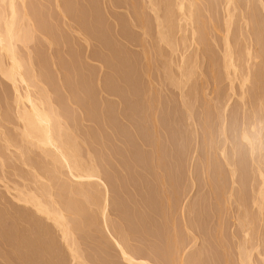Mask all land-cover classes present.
<instances>
[{
    "label": "rangeland",
    "instance_id": "obj_1",
    "mask_svg": "<svg viewBox=\"0 0 264 264\" xmlns=\"http://www.w3.org/2000/svg\"><path fill=\"white\" fill-rule=\"evenodd\" d=\"M16 1V0H15ZM20 0H17L15 3L17 10L21 13L23 12L22 8H25L24 10L27 9V12L30 16V18L32 19V26H34L35 29V36L36 38L32 39L34 41H30L29 44L25 45L27 48H24L22 45L18 44L17 46L20 47L21 49H19L20 53L23 54V56L26 57V55H32V61L35 67V72L37 74V71L39 73V77L41 79V83L43 84H48V85H44L46 86V88L48 89V91H50V93L52 94V98L53 101L56 105V107H60V109L62 110L61 112H63L62 114L64 115V120L65 118H67V120H65V124L67 123L68 126L72 127L74 126V130H76L75 132L78 134L76 135L77 137L79 136V138L81 139L79 142L81 143L80 146V155L83 156V158H92V156H94L92 159H94V161L96 162L97 165V169L98 173L101 177V182L105 183L108 187V191H110L108 193L109 196V208H108V218H107V222H108V228L106 226L105 220L102 219L101 217V211L96 208V211L94 208H92L90 211L84 207L83 210H85L84 214H82V217H78L80 219H82L81 224L78 225V223H80V220L77 218V221L75 219L74 215H71L70 213L67 215L69 216V219L71 220V222L73 223L72 227L74 228V232H75V239L77 241V247H78V252L79 254L82 256V258L84 260H86L85 262H87L86 264H128L125 260H122L121 257V252H119V248L118 246L115 247L116 245L114 244L115 241H113V243H111V233L117 237H121L120 239L123 238V242L124 244H128L126 245V249L132 253L137 259H146L147 261H149L151 264H180L179 262L184 261L185 263L187 262L188 264H211V262H213L212 264H222L221 262H223V264H239L240 259L241 261H246L248 262V264H264V261L262 260L263 258V254H264V249L262 250V248H264V213L260 214L258 208L255 209V206L251 205L256 192L254 191L257 187V182L258 179L255 178V174H254V178H253V174L252 171L254 172V169L252 167V165L250 164L251 162H249V158L248 157V153L249 151H247L246 147H242V145L240 146L239 143V139H240V132L239 130H241L242 126L244 125L243 123H247V121L249 120L250 116H251V109L249 104L247 103V107L244 106V104L241 102L239 95H240V88H236L239 85H235V95L232 94V91L230 89H228V85L227 82L223 81V79L220 77L222 75H220L221 73V63H222V55H223V33H224V14L225 11L221 9V7L218 5V7H215L216 9L213 10V17L217 22L218 26V32H210V38L207 36L206 41H208L207 43H210L209 45L205 42V40L203 42L204 46L207 45L206 47H199V49L196 48L195 45H192L190 47V43L189 42L190 39V32H188L187 34V39L188 42L186 40V42H181L185 45L181 46L179 44L177 51L179 52H175L172 53H167L169 52V50L171 49H167L170 48L167 44L164 45L161 41H160V37H159V31L161 33V28L159 29L160 25L159 23L160 20H158V18H162V22L163 19L166 18V15L168 10H162V8L164 9L166 3H167V7L168 5V0H166L165 2L162 0H150V2L148 3L149 0H34L35 3H33V0H24L22 2L23 5H21V2H19ZM28 1V2H27ZM46 1V2H45ZM61 1V2H59ZM67 1V2H65ZM93 1V2H92ZM107 1V2H106ZM120 1V2H119ZM153 1V3H151ZM24 2V3H23ZM49 2V5H48ZM51 2V3H50ZM54 2V3H53ZM100 2V3H99ZM104 4H103V3ZM113 2V3H111ZM143 2V4H141ZM39 3V4H38ZM41 3V4H40ZM45 3V4H44ZM76 3V4H75ZM82 3V4H81ZM87 3V4H86ZM125 3V4H124ZM131 3V4H130ZM138 3V4H137ZM145 3V4H144ZM148 3V5H147ZM158 3V4H157ZM165 3V4H164ZM242 6L244 4V1L241 2ZM52 4V5H51ZM57 4V5H55ZM64 4V6H63ZM96 4V5H95ZM119 4V5H118ZM124 4V5H123ZM134 4V5H133ZM171 4V3H170ZM20 5V6H19ZM32 5V6H31ZM37 5V6H36ZM41 5V6H39ZM55 5V6H54ZM99 5V6H98ZM102 5V6H101ZM127 5V6H126ZM133 5V6H131ZM138 5V6H137ZM151 5V6H150ZM156 5V6H155ZM160 5V7H158ZM245 5V4H244ZM254 5L255 8H252V11L248 8L252 13H255L258 21H256L255 23H258L259 30H257V26L253 24V26L256 28L257 31H261L263 32L264 35V11H263V7H260L258 4L256 6V4H251ZM35 8H34V7ZM39 6V7H38ZM46 6V7H45ZM68 6V7H67ZM81 6V7H80ZM94 6V7H93ZM122 6V7H121ZM131 6V7H130ZM136 6V7H135ZM140 6V7H139ZM147 6V7H146ZM253 6V7H254ZM58 7V8H56ZM75 7V8H74ZM105 7V8H104ZM111 7V8H110ZM125 7V8H124ZM135 7V8H133ZM142 7V8H141ZM145 7V8H144ZM151 7V8H150ZM157 7V8H155ZM245 7V6H244ZM41 8V9H40ZM53 8V9H52ZM57 10H56V9ZM61 8V9H60ZM77 8V9H76ZM120 8V10L118 9ZM154 8V9H153ZM22 9V10H19ZM46 9V10H45ZM80 9V10H78ZM83 9V10H82ZM115 9V10H114ZM123 9V10H122ZM125 9V10H124ZM135 9V10H134ZM142 11H141V10ZM153 9V10H152ZM157 9V10H155ZM219 9V10H218ZM255 9V12H254ZM29 10V11H28ZM37 13H36V11ZM40 10V11H39ZM42 10V11H41ZM51 10V11H50ZM77 10V11H76ZM92 10V11H91ZM107 10V11H106ZM118 10V11H117ZM131 10V11H130ZM133 10V11H132ZM150 10H152L150 12ZM243 10V9H241ZM241 10H237L235 12L236 17H235V21L232 25L231 28V32H230V39L232 42H236V45L240 49H245V47H248L249 45H253L255 44V37L252 36L253 30H250L246 25H245V21H244V16H241V14L243 13V11ZM262 10V11H261ZM34 11V12H33ZM53 11V12H52ZM60 11V12H58ZM65 13V14H63ZM65 11V12H64ZM75 11V12H74ZM104 11V12H103ZM112 11V12H111ZM117 11V12H114ZM127 11V13L125 12ZM144 11V12H143ZM162 11V12H161ZM164 11V13H163ZM240 11L242 13H240ZM30 12V13H29ZM44 12V13H43ZM48 12H50L48 14ZM73 12V13H71ZM80 12V13H79ZM92 15H91V13ZM99 12V13H98ZM108 14H107V13ZM111 12V13H110ZM119 12V13H118ZM134 12V13H133ZM148 12V13H147ZM155 12V14H154ZM158 12V13H156ZM160 12V13H159ZM220 12V13H219ZM223 12V14H222ZM42 13V14H40ZM52 13V14H51ZM60 13V14H59ZM77 13V14H76ZM106 13V14H105ZM113 13V14H112ZM126 13V15H125ZM132 13V14H131ZM142 15H141V14ZM33 14V15H32ZM36 14V15H35ZM38 14V16H37ZM94 14V15H93ZM104 14V15H103ZM128 14V15H127ZM135 16H134V15ZM155 16H153V15ZM157 14V16H156ZM166 14V15H165ZM222 14V15H221ZM258 14V15H257ZM41 15V16H40ZM49 15V16H48ZM52 17H51V16ZM62 15V16H61ZM74 15V16H73ZM84 15V17H83ZM91 15V16H89ZM99 17H96V16ZM150 15V16H149ZM46 16V17H45ZM64 16V19L62 18ZM79 16V17H78ZM81 16V17H80ZM104 16V17H103ZM110 18H109V17ZM112 16V17H111ZM119 16V17H118ZM126 16L128 18H126ZM139 18H138V17ZM147 16V17H146ZM165 16V18H164ZM34 17V19H33ZM36 17V18H35ZM43 17V18H42ZM48 17V18H47ZM50 17V18H49ZM67 17H69L70 19H68ZM88 17V18H87ZM158 17V18H157ZM254 17V14H253ZM54 20H53V19ZM66 18V19H65ZM96 18V19H94ZM112 18V19H111ZM122 18V19H120ZM138 18V20H137ZM147 18V19H146ZM255 18V17H254ZM38 19V20H37ZM46 19V20H45ZM51 19V20H50ZM111 19V21H110ZM125 19V20H124ZM141 19V20H140ZM34 20V22H33ZM41 20V21H40ZM43 20V21H42ZM54 22H53V21ZM62 20V21H61ZM65 20L67 22H65ZM71 20V21H70ZM76 20V21H75ZM89 20V21H88ZM98 20V21H97ZM110 22H109V21ZM119 20V21H117ZM130 20H133L132 23ZM155 20V21H154ZM158 20V21H157ZM214 20V22H215ZM221 20V21H220ZM241 22H240V21ZM39 21V22H38ZM70 21V22H69ZM136 21V22H135ZM157 21V22H156ZM244 21V22H243ZM41 22V23H40ZM47 22V24H46ZM63 22V24H62ZM72 22H74L72 24ZM78 22V23H77ZM87 22V23H86ZM90 22V23H89ZM98 22V23H95ZM102 22V23H101ZM113 22V23H112ZM116 22V23H114ZM119 22V23H118ZM126 22V23H124ZM138 22V23H137ZM215 22V23H216ZM221 22V23H220ZM39 23V24H38ZM55 23L56 25L54 26ZM58 23V24H57ZM82 25V27L80 26V24ZM89 23V24H88ZM123 23V24H122ZM130 23L135 26L133 27L132 25H130ZM134 23V24H133ZM146 23V24H145ZM156 23V24H155ZM240 23V25H239ZM31 24V23H30ZM52 24V25H51ZM69 24V25H68ZM72 24V25H70ZM98 24V25H97ZM109 26H108V25ZM112 24V25H111ZM129 24V25H128ZM149 24V25H148ZM243 24V25H242ZM260 24V25H259ZM44 27H43V26ZM66 25V26H65ZM92 25V26H91ZM105 27H104V26ZM116 25V26H115ZM122 25V27H121ZM139 25V26H137ZM155 25H157L158 27H155ZM224 25V26H223ZM38 26V27H37ZM46 26V28H45ZM64 26V27H63ZM70 28H69V27ZM76 26V27H75ZM84 26V28H83ZM98 26V27H97ZM124 26V28H123ZM128 26V27H127ZM137 26V28H136ZM141 26V27H140ZM150 26V27H149ZM246 26V27H245ZM252 26V27H253ZM262 26V28H261ZM56 29H55V28ZM75 27V28H74ZM88 29V31L86 30V28ZM97 27V29H96ZM130 27V28H129ZM42 28V29H41ZM59 28V29H58ZM79 28V29H78ZM108 28V30H107ZM115 28V29H114ZM121 28V29H120ZM128 28V29H126ZM135 28V29H134ZM144 28V30H143ZM157 31H156V29ZM235 28V29H234ZM239 28V29H238ZM246 28V29H245ZM45 29V32H44ZM48 29H50L48 31ZM58 29V30H57ZM68 29V30H66ZM74 29V30H73ZM78 29V30H77ZM92 29V31H91ZM97 31H94V30ZM100 29V31H99ZM102 29V30H101ZM118 29V31H117ZM138 29V30H137ZM242 31H241V30ZM39 30V32H38ZM53 32H52V31ZM72 30V31H70ZM81 32H80V31ZM115 32H114V31ZM137 30V32H136ZM142 30V31H141ZM249 30V31H247ZM254 30V32L256 31ZM41 31L44 33H42L43 35H41ZM57 31V32H56ZM67 31V32H66ZM76 31V32H75ZM82 36L80 37L79 34ZM123 31V32H122ZM130 33H129V32ZM135 31V32H133ZM211 31V30H210ZM237 31V32H236ZM246 33H245V32ZM48 34H47V33ZM83 32V33H82ZM87 32V33H86ZM108 32V33H107ZM122 32V33H120ZM127 32V33H126ZM141 32V33H140ZM178 32V30H177ZM39 33V34H38ZM55 33V34H54ZM57 33V34H56ZM74 33V34H73ZM77 33V34H76ZM96 33V34H94ZM100 33V35H99ZM112 35H110V34ZM135 33V34H134ZM154 36L157 35V36ZM176 33V31L174 32ZM173 33V38H174V34ZM236 33V35L234 34ZM240 33V35H239ZM251 33V34H250ZM38 34V35H37ZM46 34V35H45ZM71 34V35H70ZM98 34V35H97ZM132 34V35H131ZM140 34V35H139ZM144 34V36H142ZM147 38H146V36ZM179 34V35H178ZM213 34V35H212ZM220 34V35H219ZM222 34V35H221ZM53 35V36H52ZM59 35V36H58ZM63 35V36H62ZM84 35V36H83ZM182 33H176L175 38L176 39H181L182 38ZM190 37H189V36ZM234 35V36H233ZM39 38H38V37ZM43 36V37H40ZM69 36V37H68ZM98 36V37H96ZM117 36V38H116ZM135 36V37H133ZM153 38H152V37ZM214 36V37H213ZM249 36H250V40H249ZM51 37L50 41H52V43L47 40H49V38ZM66 37V39H65ZM74 41H73V39ZM77 37V38H76ZM124 37V38H123ZM149 37V39H148ZM159 37V38H157ZM222 37V38H221ZM232 37V38H231ZM42 38H46L47 40H44ZM62 38V41H60ZM84 38V39H83ZM103 38V39H102ZM128 38V39H127ZM152 40H151V39ZM157 38V39H156ZM174 38V39H175ZM58 43H56V41ZM60 39V40H59ZM72 39V40H71ZM83 39V40H81ZM94 39V40H93ZM113 39V40H112ZM119 39V41H118ZM126 39L128 41H126ZM131 43H130V41ZM133 39V40H132ZM179 39V41H181ZM243 39V40H242ZM264 38L261 39L260 41V49L261 47L264 48ZM80 40V41H79ZM85 40V42H84ZM99 40H103V41H99ZM109 40V41H108ZM111 40V41H110ZM123 40V41H121ZM138 43H137V41ZM145 40V41H144ZM155 40H158L155 41ZM215 41L214 43L212 41ZM218 40V41H217ZM222 40V42H221ZM252 40V41H251ZM263 40V41H262ZM38 41V42H37ZM43 41V42H42ZM69 41V42H68ZM72 41V42H71ZM92 41V42H91ZM100 43H99V42ZM107 41V42H105ZM121 41V42H120ZM126 41V43H125ZM147 41V43H146ZM151 41V43L149 42ZM175 42H178V40H174ZM250 41V42H249ZM48 45H45L46 43ZM54 42V43H53ZM68 42V43H67ZM87 42V43H86ZM89 42V43H88ZM97 42V43H95ZM123 42V43H122ZM157 42V44H156ZM234 42V43H235ZM244 42V43H243ZM35 45H33V44ZM52 44L50 46V44ZM64 45H63V44ZM74 43V44H73ZM76 43V45H75ZM86 43V44H84ZM99 43V44H98ZM102 43V44H101ZM106 43V45H105ZM142 43V44H140ZM189 43V44H188ZM218 43V44H217ZM223 43V44H222ZM32 44V45H31ZM55 44V45H53ZM67 44V45H66ZM79 46H78V45ZM88 44V45H87ZM96 44V45H95ZM127 44V45H126ZM152 44V45H151ZM215 44V45H214ZM247 44V45H246ZM20 45V46H19ZM41 45V46H40ZM58 45V46H57ZM63 45V46H62ZM72 45V46H71ZM86 45V46H85ZM120 45V46H119ZM142 45V46H141ZM146 45V46H145ZM156 47H154V46ZM158 45V46H157ZM22 46V47H21ZM45 46V47H42ZM57 46V48H56ZM95 46V47H94ZM113 46V48H112ZM126 46V47H125ZM140 46V47H139ZM149 46V47H148ZM189 46V48H185ZM242 46L244 48H242ZM52 47V48H51ZM68 49H67V48ZM70 47V48H69ZM74 47V48H73ZM76 47V48H75ZM78 47V48H77ZM107 47V48H106ZM118 47H119V51H118ZM120 47H122L120 49ZM146 47V49H145ZM152 47V48H151ZM154 47V49H153ZM158 47V48H157ZM162 47V48H161ZM208 47V48H207ZM215 47V48H214ZM259 47V46H258ZM24 48V49H22ZM32 48V49H31ZM44 48V49H43ZM50 48V49H49ZM83 48V49H82ZM92 48V49H91ZM94 48V49H93ZM102 48V50H101ZM111 48V49H110ZM164 48L165 52H164ZM37 51H36V50ZM41 49V50H40ZM57 49V51H56ZM60 49V50H59ZM63 49V50H61ZM75 49V50H74ZM111 51H109V50ZM126 49V50H125ZM129 49V50H128ZM142 49V50H141ZM150 51H149V50ZM154 50V51H151ZM156 49V50H155ZM160 49V50H159ZM181 49V50H180ZM187 49V50H186ZM192 49V50H191ZM213 49V50H212ZM219 49V50H218ZM29 50V51H28ZM33 50V51H32ZM44 50V51H43ZM47 50V52H46ZM59 50V51H58ZM70 50V51H69ZM91 50V51H90ZM103 50H107L105 52H103ZM117 50V51H116ZM183 50V51H182ZM30 51H32V53H30ZM36 51V52H35ZM52 51V52H51ZM56 53H54V52ZM64 51V52H63ZM94 51V53H93ZM115 53H114V52ZM134 51V52H133ZM137 51V52H136ZM164 52V54L162 52ZM186 51V53H185ZM190 53H189V52ZM264 51V49H263ZM263 51H262V55H263ZM28 52V53H27ZM46 54H45V53ZM59 52V53H58ZM103 52V53H101ZM149 52V54H148ZM183 52V54L186 56L189 55V58L192 59L194 58L195 55L196 56V62L197 66H198V70H197L199 77L194 78L193 80L190 81V83H187L186 85H183L184 83H182V87H186V88H181L180 86L177 87L178 85L176 84L177 80H181V75H179L180 72H182L180 69L181 67H184V65L182 64V62L180 61L179 55H182L181 53ZM27 53V54H25ZM37 53V54H36ZM58 59L57 56L58 55ZM127 53V55H126ZM134 53V54H133ZM143 53V54H142ZM167 53L168 57L171 55V57H166L167 55H165ZM221 53V54H220ZM25 54V55H24ZM36 56H35V55ZM56 54V55H55ZM63 54V55H62ZM65 54V55H64ZM93 54V55H92ZM104 54V56H103ZM107 54V55H106ZM112 54H115V58L113 57ZM121 54V56H120ZM132 54V55H131ZM137 54V55H135ZM154 54V56H153ZM215 54V55H214ZM53 55V56H52ZM68 55V56H67ZM102 57H101V56ZM110 55V57L108 56ZM144 57H143V56ZM151 57H149V56ZM161 55V56H160ZM176 55V56H175ZM183 55V56H184ZM45 56V57H44ZM70 56V57H69ZM76 56V57H75ZM79 56V57H78ZM95 56V57H94ZM99 56V57H98ZM125 56V57H124ZM214 56V57H213ZM36 57V58H34ZM47 57V58H46ZM52 57V58H51ZM56 60H54L55 58ZM73 57V58H72ZM85 57V58H84ZM87 57H89V60L87 59ZM104 57V58H103ZM121 57V58H120ZM132 57V58H131ZM145 59H143V58ZM149 57V58H148ZM155 57V58H153ZM159 57V58H158ZM176 57V58H175ZM204 57V58H203ZM264 57V55H263ZM39 58V59H38ZM63 58V59H62ZM67 58V59H66ZM69 58V60H68ZM112 58V59H111ZM124 58H127L124 60ZM134 58V59H133ZM165 58V60H164ZM171 58V59H170ZM175 58V59H174ZM187 58V57H186ZM205 60H203V59ZM46 59V60H45ZM48 59V60H47ZM62 59V61H61ZM73 59V60H72ZM96 59V60H95ZM100 59V61H99ZM101 59H105V61H102ZM107 59V60H106ZM115 59V60H114ZM118 59V60H117ZM123 59V60H122ZM129 59V60H128ZM133 59V60H131ZM136 59V60H135ZM161 59V60H160ZM188 59V58H187ZM7 60V59H6ZM40 60V61H39ZM139 60V61H138ZM169 60V61H168ZM178 63H176V61ZM182 60V59H181ZM189 60V59H188ZM193 60V59H192ZM191 60V61H192ZM5 61V60H4ZM38 61V62H37ZM43 61V62H42ZM51 61H54L53 63ZM61 61V62H60ZM66 61V62H65ZM71 61V62H70ZM89 61V62H88ZM111 61V63H110ZM119 61V62H116ZM128 61V62H127ZM137 61V62H136ZM143 61V63H142ZM147 61V62H146ZM171 61V63H169ZM264 61V58H263ZM8 63V61H5ZM81 62V63H80ZM85 62V63H84ZM123 62V63H122ZM125 62V64H124ZM141 62V64H140ZM211 62V64H210ZM215 62V63H214ZM39 65H38V64ZM41 63V65H40ZM69 63V65L67 64ZM117 63V64H116ZM135 63V65H133ZM156 63V65L154 66V64ZM163 65H160V64ZM167 63V64H166ZM46 64V65H45ZM59 64L60 68H57ZM61 64L62 67H61ZM65 64V65H64ZM72 64V65H71ZM87 64V66H86ZM114 64V65H113ZM123 64V65H122ZM169 64H171L170 66V70L169 71ZM176 64H180V65H176ZM205 64V65H204ZM209 64V65H208ZM43 65V66H42ZM52 65L55 66L52 67ZM68 65V66H67ZM95 65V66H93ZM98 65V66H97ZM103 65H105L103 67ZM113 65V66H112ZM121 67H120V66ZM128 65V66H126ZM132 65V66H131ZM147 65V66H146ZM160 65V66H159ZM166 65V68H164V66ZM174 65V66H173ZM211 65V66H210ZM217 65V66H216ZM64 66V67H63ZM102 66V67H100ZM108 68H107V67ZM145 66V67H143ZM176 66V67H175ZM186 66V65H185ZM41 67V68H40ZM43 67V68H42ZM72 67V68H70ZM79 67V68H78ZM82 67V68H81ZM99 67V69H98ZM119 67V68H118ZM134 69H133V68ZM139 67V68H138ZM162 68L160 70V68ZM174 67V68H173ZM178 67V68H177ZM50 68V69H49ZM65 68V69H64ZM70 68V69H69ZM75 68V69H74ZM93 68V69H90ZM102 68V69H100ZM105 68V69H104ZM108 70H107V69ZM109 68L111 70H109ZM172 68V69H171ZM185 68V67H184ZM54 69H58V70H54ZM62 69V70H59ZM77 69V70H76ZM97 69V70H96ZM122 69V70H121ZM142 69V70H141ZM148 69V70H147ZM177 69V70H176ZM219 69V70H218ZM76 70V71H75ZM79 70V71H78ZM104 70V71H103ZM114 70V71H113ZM131 70V71H130ZM136 70V71H135ZM165 72H163V71ZM174 70V71H173ZM178 70L180 71L178 73ZM210 70H211V76L210 75ZM54 71H57L56 73ZM63 71L67 72V73H63ZM73 73H72V72ZM82 71V73H81ZM90 71V72H89ZM100 71V72H99ZM111 71V72H110ZM121 71V72H120ZM130 71V72H129ZM135 71V72H134ZM145 71V72H144ZM177 71V72H176ZM52 72V73H51ZM61 72V73H60ZM85 72V73H84ZM100 75H99V73ZM113 72V73H112ZM116 72V73H115ZM163 72V73H162ZM57 73H58V78H57ZM70 73V75H69ZM76 73V76H75ZM93 73V75H92ZM133 73V75H132ZM143 73V75H142ZM147 73V76H146ZM157 73V75H156ZM168 73L170 76H168ZM67 75V77H66ZM92 75V76H91ZM95 75V77H94ZM105 75V76H104ZM107 75V77H106ZM128 75V76H126ZM166 76L164 78V76ZM173 75V76H172ZM176 75V76H175ZM179 75V76H178ZM2 76V74L0 75V77ZM45 76V77H44ZM67 80H66V78ZM69 76V77H68ZM81 76V77H80ZM123 76V78H122ZM126 76V78H125ZM131 76V77H130ZM144 76V77H143ZM150 76V77H149ZM163 76V77H162ZM177 77V78H174ZM80 77V78H78ZM92 77V79H91ZM99 77V78H98ZM135 77V79H134ZM146 77V78H145ZM148 77V78H147ZM157 77H159L158 79ZM210 77V78H209ZM4 77L2 76L0 78V90H2V92L0 91V131L3 130V132L5 133H1L0 132V140H2L1 136L6 137L5 135H9L12 138H16V135L18 134V128L21 125L20 121L18 120V117L16 116V104L14 101L15 98V89L14 86L11 82L7 81L6 79H3ZM69 78V79H68ZM83 78V79H82ZM90 78V82L89 79ZM98 78V79H97ZM117 78V79H116ZM122 78V79H121ZM139 78V80H137ZM141 78V79H140ZM143 78V79H142ZM209 78V79H208ZM46 79V80H45ZM56 79V80H55ZM59 82H58V80ZM63 81H62V80ZM74 79V80H73ZM76 79V81H75ZM86 79V80H85ZM88 79V80H87ZM107 79V80H106ZM114 79V80H113ZM134 79V80H133ZM147 79H149L147 81ZM162 79V80H161ZM171 79V80H170ZM198 79V81H197ZM84 80V81H83ZM106 82H105V81ZM123 82H122V81ZM127 84H126V81ZM152 80V81H151ZM163 80L165 81V83L163 82ZM171 82H170V81ZM196 80V81H195ZM205 80V82H204ZM219 80V81H218ZM66 81V82H65ZM75 81V83H74ZM80 81V82H79ZM86 81V82H85ZM98 81V82H96ZM110 81V83H109ZM116 81V82H115ZM119 81V82H118ZM143 81V82H142ZM150 81V82H149ZM161 81V82H160ZM216 81V82H215ZM218 81V82H217ZM5 82V83H4ZM44 82V83H43ZM83 82V83H82ZM93 82V83H92ZM102 82V83H101ZM125 82V83H124ZM169 82V84L167 83ZM178 82V81H177ZM20 83V82H18ZM31 84H35L34 82H30ZM60 83V84H59ZM69 83V84H68ZM74 83V84H73ZM90 83V84H89ZM98 83V84H97ZM120 83V84H118ZM142 83V85L140 84ZM146 83V84H145ZM167 83V84H166ZM193 83V84H192ZM195 83V85H194ZM211 83H214L213 85ZM218 83V84H217ZM21 85H18V88H22L21 91L24 94V90L25 92H29L30 90V94L32 93H36V89L32 88L31 84L28 85V89L26 88L27 84L26 83H20ZM63 84V85H61ZM72 84V85H71ZM87 84V85H86ZM92 84V85H91ZM117 84V85H116ZM153 84V85H152ZM155 84V85H154ZM190 84V85H189ZM197 84V86H196ZM208 84V85H207ZM220 84V85H219ZM222 84V85H221ZM36 85V84H35ZM51 85V86H49ZM66 85V86H65ZM68 85V86H67ZM84 85V86H83ZM126 85V87H125ZM167 85V86H166ZM192 88H189V87ZM205 85V86H204ZM212 85V86H211ZM21 86V87H20ZM31 86V88H30ZM56 86V87H55ZM61 86V87H60ZM73 86V87H72ZM82 86V87H81ZM96 86V87H95ZM99 86V87H98ZM101 86V87H100ZM109 88H108V87ZM112 86V87H111ZM122 86V87H121ZM142 86V87H141ZM146 86V87H145ZM154 86V87H153ZM156 86V87H155ZM165 86V88H164ZM172 88H171V87ZM210 86V87H209ZM67 87V88H66ZM85 87V88H84ZM118 87V88H117ZM121 87V88H120ZM134 87V88H133ZM141 87V88H140ZM151 87V88H150ZM177 87V88H176ZM196 87V88H195ZM208 87V88H207ZM214 87V88H213ZM6 88V90H5ZM30 88V89H29ZM57 88H59V90H57ZM64 89L65 91H63L62 89ZM66 88V89H65ZM71 88V89H70ZM75 88V89H74ZM77 88V89H76ZM79 88V89H78ZM107 88V89H106ZM124 88V89H123ZM128 90H127V89ZM158 88V89H157ZM164 88V89H163ZM207 88V89H206ZM32 89H35L32 91ZM73 89V90H72ZM88 89V90H87ZM99 89H101L99 91ZM115 89L116 92H114ZM117 89V90H116ZM136 89V90H134ZM146 89V90H144ZM156 89V90H155ZM169 89V90H168ZM179 89V90H178ZM212 89V92H211ZM62 90V91H61ZM71 90V91H70ZM83 90V91H82ZM91 90V91H90ZM104 90V91H103ZM110 90V91H109ZM112 90V91H111ZM121 90V91H119ZM160 90V91H159ZM171 90V91H170ZM194 90V91H193ZM198 90V91H197ZM203 90V91H202ZM218 90V91H217ZM239 90V91H238ZM13 91V92H11ZM32 91V93H31ZM54 91V92H53ZM69 91V92H68ZM128 91V93H127ZM143 91V92H141ZM165 91V92H164ZM191 91V93L189 92ZM197 93H196V92ZM206 91V94H205ZM208 91V92H207ZM228 94H227V92ZM59 92V93H58ZM84 92V93H83ZM102 92V93H100ZM107 93L104 94V93ZM109 92V94H108ZM119 92V93H118ZM145 92V93H144ZM149 92V93H148ZM159 92V93H158ZM179 92V93H178ZM189 92V93H188ZM195 92V93H194ZM202 92H203V99H202ZM216 92V94H215ZM65 93V94H64ZM67 93V94H66ZM71 96H70V94ZM81 93V94H80ZM94 93V94H93ZM96 93V94H95ZM121 93V94H120ZM148 93V94H147ZM151 93V94H150ZM157 93V94H156ZM163 93V94H162ZM172 93V94H171ZM175 93V94H174ZM181 93V94H180ZM182 93L184 97V101L182 98ZM199 93V94H198ZM211 93L213 95H211ZM224 93L226 95H224ZM2 94H4L3 96H1ZM32 94V95H34ZM57 94V95H55ZM100 94V95H99ZM117 94L119 96H117ZM125 94V95H123ZM144 94V95H143ZM165 94V95H164ZM169 94V95H168ZM218 94V95H217ZM8 95V96H7ZM83 95V96H82ZM97 95V98L96 96ZM116 96L115 100L113 99ZM140 95V96H139ZM195 95V97H194ZM205 95V97H204ZM208 95V96H207ZM231 95L230 98V102L228 101L227 104V99L228 97ZM88 96V98H87ZM99 96V97H98ZM108 96V97H107ZM110 96V97H109ZM124 96V98H123ZM160 99H159V97ZM168 96V97H167ZM211 96V97H210ZM228 96V97H227ZM81 97V98H80ZM83 97V98H82ZM86 99H85V98ZM93 97V98H92ZM103 97V98H102ZM121 97H122V102H121ZM130 97V98H129ZM142 97V98H139ZM149 97V98H148ZM210 97V100L209 98ZM218 97V100H217ZM223 97V98H222ZM6 98V99H5ZM12 98V99H11ZM57 98V99H56ZM67 98V100L65 99ZM106 98V99H104ZM112 98V99H111ZM168 98V99H166ZM189 98V99H188ZM195 98V100H194ZM197 98V99H196ZM216 98V100H215ZM3 99V100H2ZM11 99V100H10ZM125 99V100H124ZM129 99V100H128ZM143 99V100H142ZM159 99V101H158ZM206 99V100H205ZM226 99V100H225ZM84 100V101H83ZM90 100V102H89ZM92 100V101H91ZM103 104H102V101ZM148 100V102H147ZM163 100V101H162ZM168 100V101H166ZM173 100V101H172ZM205 100V101H204ZM209 100V101H208ZM221 100V101H220ZM3 101H7V103L5 102V104L3 103ZM57 103H56V102ZM67 101V102H65ZM69 101V103H68ZM76 101V102H75ZM95 101V102H94ZM117 101V102H116ZM121 104H119L120 102ZM175 101V102H174ZM183 101V102H182ZM188 101V102H187ZM194 101V102H193ZM196 101V102H195ZM114 102V103H113ZM119 102V103H118ZM126 102V103H125ZM162 102V104H161ZM168 102V103H166ZM173 102V103H172ZM213 102V103H212ZM219 102V103H218ZM223 102V103H222ZM237 102H239L237 104ZM12 103V104H11ZM53 103V104H54ZM64 105H62V104ZM90 103V104H89ZM97 106H96V104ZM107 103V104H106ZM111 103V105H110ZM116 103V104H115ZM118 103V104H117ZM123 103V104H122ZM132 103V104H131ZM148 103V104H147ZM158 103V104H157ZM177 103V104H176ZM181 103V104H180ZM185 103V104H184ZM205 105H204V104ZM216 105H215V104ZM227 107H226V105ZM79 106H78V105ZM195 104V106H194ZM218 104V105H217ZM4 105V106H3ZM13 105V106H12ZM67 105V106H66ZM91 105V106H90ZM94 105V107H93ZM107 105V106H106ZM115 105V106H114ZM117 105V106H116ZM125 105V106H124ZM146 105V107H145ZM148 105V108H147ZM215 105V106H214ZM226 107L225 111L223 108L220 107ZM3 106V107H1ZM82 106V107H81ZM85 106V107H84ZM88 106V107H87ZM100 108H99V107ZM110 106V107H109ZM114 106V107H113ZM128 106V107H127ZM169 106V108H168ZM192 106V107H191ZM201 106V107H200ZM210 108H208V107ZM213 106L215 108H213ZM217 106V108H216ZM14 107V108H13ZM69 107H71L69 109ZM84 107V108H83ZM93 107V108H92ZM122 107V108H121ZM138 107V108H137ZM176 107V108H175ZM182 107V109H181ZM204 107V108H203ZM238 107V109H237ZM3 110H2V109ZM83 108V110H82ZM91 108V109H90ZM102 108V109H101ZM118 108H119V112H118ZM124 108V109H123ZM130 108V109H129ZM133 108V110L131 111V109ZM173 108V109H172ZM194 108V109H193ZM203 108V109H202ZM208 108V113L206 112V109ZM220 110H219V109ZM231 108V109H230ZM12 109V110H11ZM90 109V110H89ZM115 109V110H113ZM117 109V110H116ZM135 109V110H134ZM149 109V111H148ZM189 109V110H188ZM193 109V110H192ZM218 109V110H217ZM235 109V110H233ZM2 110V111H1ZM87 110V112L85 111ZM101 110V111H100ZM110 110V111H109ZM122 110V111H121ZM145 110V112L143 111ZM168 110V111H166ZM174 110V111H173ZM198 110V111H197ZM218 112H217V111ZM238 110V111H237ZM85 111V113H84ZM94 111V112H93ZM115 111V114H111ZM126 111V112H125ZM136 113H135V112ZM186 112V116H184V113ZM192 111V112H191ZM216 111V112H214ZM222 111V112H221ZM225 113H224V112ZM241 111V112H240ZM13 112V113H10ZM15 112V113H14ZM69 112V113H67ZM91 112V113H90ZM93 112V113H92ZM101 112V113H100ZM151 112V113H150ZM224 114V116H220V113ZM244 114H243V113ZM1 113H4V115H1ZM9 113V114H7ZM66 113V114H65ZM89 113V115H88ZM96 113V114H95ZM99 115H98V114ZM109 113V114H108ZM119 113V114H118ZM145 113V114H144ZM162 113V114H161ZM202 113V115H200ZM207 113V114H206ZM219 113V114H218ZM238 113V114H237ZM247 113V114H246ZM249 113V114H248ZM13 114V115H12ZM70 114V115H69ZM94 116H93V115ZM176 114V115H175ZM189 114V116H188ZM204 114V115H203ZM214 114V115H213ZM246 114V115H245ZM74 115V116H73ZM85 115V116H84ZM87 115V116H86ZM102 115V116H101ZM106 115V117H104ZM109 115H111L109 117ZM137 115V116H136ZM144 115V117H143ZM220 117H218V116ZM15 118H14V117ZM91 116V117H90ZM103 118V122L102 118ZM115 116V117H114ZM117 116V117H116ZM141 116V117H140ZM147 116V117H146ZM149 116V118H148ZM175 116V117H174ZM182 116V117H181ZM191 116V117H190ZM199 116V117H198ZM243 116V117H242ZM8 117V118H7ZM72 117V118H71ZM90 121H89V119ZM120 117V118H119ZM187 117V118H186ZM224 117V118H222ZM13 118V119H12ZM78 118V119H77ZM87 118V119H86ZM153 118H155V123L153 122ZM190 118V119H189ZM201 118V119H200ZM204 118V119H203ZM220 118V120H219ZM10 119V120H8ZM74 121H73V120ZM92 119V120H91ZM101 119V120H100ZM149 121H148V120ZM162 119V120H161ZM181 119V120H180ZM208 119V120H207ZM231 119H233L231 121ZM8 120V121H6ZM18 122H17V121ZM88 120V121H87ZM98 120H100L98 122ZM123 120V121H122ZM144 120V121H143ZM152 120V122H151ZM190 120V121H188ZM194 120V121H193ZM204 120V121H203ZM10 121V122H9ZM68 121V122H67ZM76 121V122H75ZM133 121V122H132ZM135 121V122H134ZM140 121V122H139ZM143 121V123H142ZM177 121V122H176ZM179 121V122H178ZM193 121V122H192ZM225 121V122H224ZM245 121V122H244ZM80 125H78L79 123ZM92 122L93 124L95 123V125L93 126V124L91 125L90 123ZM125 122V123H124ZM145 122V123H144ZM208 122V123H207ZM220 122V123H219ZM228 122V123H227ZM12 125H11V124ZM19 123V125L17 124ZM74 123V124H73ZM77 123V124H75ZM89 123V124H88ZM120 123V124H119ZM122 123V124H121ZM164 123V124H163ZM180 123V124H179ZM196 123V124H195ZM204 123V125H203ZM223 123V124H222ZM225 123V124H224ZM232 123V124H231ZM235 123V124H234ZM245 123V124H246ZM2 124H4V126H2ZM10 124V126L8 125ZM15 124V125H14ZM136 124V125H135ZM140 124V125H138ZM156 126H155V125ZM178 124V125H177ZM185 124V125H184ZM188 124V125H187ZM217 124V125H216ZM222 124V125H221ZM241 124V125H240ZM18 125V126H16ZM66 125V126H67ZM89 125V126H88ZM125 127H124V126ZM191 127H188V126ZM199 125V126H198ZM206 125V126H205ZM216 125V127H215ZM222 127H221V126ZM227 128V136L229 138V142L228 144H226V149H227V155L232 158L235 150L236 153H238L237 155V161H238V166L240 167V169L242 168L244 170V174H243V170L238 168L237 171V175L236 178L234 180H232L229 176V171H227V168L225 167V161L222 151L224 149V143L222 139V132H223V136L226 139V135L224 134V128ZM236 125V127H235ZM238 125V126H237ZM84 126V127H81ZM122 126V127H121ZM132 127V128H129ZM177 128H176V127ZM181 126V127H180ZM186 126V127H185ZM198 126V128H197ZM5 127V128H4ZM12 127H14L15 129H13ZM76 127V128H75ZM96 127V129H95ZM99 127V129L97 128ZM111 127V128H110ZM160 127V128H159ZM195 127V128H194ZM230 129H229V128ZM241 127V128H240ZM11 128V129H10ZM81 128V130H80ZM84 128V129H83ZM92 128V130H91ZM101 128V129H100ZM138 128V129H137ZM146 128V129H145ZM190 128V130H189ZM192 128V129H191ZM219 128H223L222 130ZM86 130L87 133H85ZM107 129V130H105ZM130 129V131H129ZM133 129L134 132H133ZM142 129V130H141ZM199 129V130H198ZM218 129V130H217ZM239 129V130H237ZM17 131V132H12V131ZM113 130V131H112ZM156 130V132H155ZM163 130V131H161ZM194 130V131H192ZM211 130V131H210ZM78 131V132H77ZM95 131V132H94ZM98 131V132H96ZM103 131V132H102ZM125 133H124V132ZM141 131V132H140ZM170 131V132H169ZM186 131V132H185ZM222 131V132H221ZM239 131V132H237ZM83 133L84 135H80ZM93 132V133H92ZM100 132V134H99ZM119 132V134H118ZM122 132V133H121ZM133 132V133H132ZM137 132V133H136ZM148 132V133H147ZM172 132V133H171ZM174 132V133H173ZM179 132V134H178ZM189 132V133H188ZM194 132H196L194 134ZM201 132V133H200ZM217 132L220 134H217ZM234 132V134H237L236 136L234 134H232ZM10 133V134H9ZM75 133V134H76ZM117 133V136L116 134ZM124 133V134H123ZM150 133V134H149ZM185 133V134H184ZM206 133V135L204 134ZM12 134V135H11ZM93 134V135H92ZM111 134L113 135V138L111 136ZM115 134V135H114ZM139 134V135H138ZM166 134V135H165ZM190 134L191 137H189L188 135ZM192 134V135H191ZM203 134V135H202ZM15 135V136H14ZM85 135H88L85 136ZM96 135V136H95ZM98 135V137H97ZM100 135V136H99ZM132 135V136H131ZM141 135V136H140ZM143 135V136H142ZM162 135V136H161ZM166 137H165V136ZM168 135V136H167ZM171 135L172 136L171 138ZM179 135V136H178ZM202 135V136H201ZM210 137H209V136ZM221 137H219V136ZM7 136V137H9ZM14 136V137H13ZM136 136V137H135ZM139 136V137H138ZM158 136V137H157ZM183 136V137H182ZM193 136V138H192ZM219 138H218V137ZM239 136V137H238ZM3 137V138H4ZM87 137V138H86ZM110 137L112 140H110ZM146 137V138H145ZM152 137V138H151ZM187 137V139H186ZM86 138V139H85ZM98 138V139H97ZM101 138V139H100ZM105 138V139H104ZM129 138V139H128ZM167 138V139H165ZM234 138H237L234 140ZM239 138V139H238ZM91 139H93L92 141H90ZM95 139V140H94ZM137 139V140H136ZM142 139V140H141ZM151 139V140H149ZM191 139V140H190ZM193 139V141H192ZM203 139V140H202ZM212 139V140H211ZM216 139V140H215ZM220 139V140H219ZM232 139V141H231ZM86 140V141H85ZM91 142H89V141ZM102 140V142H101ZM106 140V141H105ZM109 140V141H108ZM125 140V141H124ZM184 140V141H182ZM0 141V144L2 143ZM95 141V142H94ZM139 141V143H138ZM168 141V143L166 142ZM174 141V142H172ZM188 141V142H187ZM209 143H208V142ZM217 143H216V142ZM106 142V143H105ZM116 142V143H115ZM124 142V145H123ZM143 142V143H142ZM176 142V143H175ZM192 142V144L190 143ZM223 144H222V143ZM88 143V144H87ZM90 143V144H89ZM112 143V144H111ZM119 143V144H118ZM127 143L128 147H126L127 145L125 144ZM130 143V144H128ZM132 143V145H131ZM141 143V144H140ZM172 143V144H171ZM187 143V144H186ZM234 143L237 146V149L235 148V150H232L234 148ZM149 144V145H148ZM157 144V145H156ZM177 144V145H176ZM215 144V145H214ZM2 145L4 146V144L2 143ZM0 146V148H2L3 146ZM84 145V146H83ZM88 145V146H86ZM92 145V147H91ZM106 145V146H105ZM110 145V146H109ZM117 145V146H116ZM134 145V146H133ZM149 147H148V146ZM182 145V148H184V150L182 148H180ZM184 145V146H183ZM191 145V146H189ZM86 146V147H85ZM123 148H122V147ZM139 146V147H138ZM143 146V147H142ZM162 148H161V147ZM209 146V147H208ZM214 146V149H213ZM235 146V147H236ZM244 146V145H243ZM90 151L88 153V151L85 153L84 148H87ZM94 147V149H93ZM133 147V148H132ZM148 147V148H147ZM151 147V149H149ZM156 147V148H155ZM165 147V148H164ZM206 147V148H204ZM217 147V151L215 152ZM220 147V151L219 152V148ZM241 147V148H240ZM118 148V149H117ZM145 148V149H144ZM147 148V149H146ZM187 148V149H186ZM246 148V152L245 149ZM11 149V150H10ZM91 149V150H90ZM124 149V150H123ZM128 149V150H127ZM136 149V150H135ZM182 149V150H181ZM214 151H212V150ZM240 149V150H239ZM4 150L5 149H1ZM116 150V151H115ZM140 150V151H139ZM238 150V151H237ZM3 151V152H4ZM8 151V150H7ZM13 153V154H11ZM9 153L5 152V155H7L6 157H9V160H11V162L9 163L8 159H5V157H1V159H4V161H0V173L4 176H2L0 174V177L2 179H0V241L2 240L4 243H0V247L3 248V250H1L0 248V264H19L20 260L22 264H69L71 262L72 257H70L69 255V249L67 248L66 244L62 241V239H60V233L57 234L59 235L57 237L56 233H58V229L57 232L55 229V226L52 224V222H50V220H46L44 219V217H42L41 215H39L38 213H35V210H32L30 208V206L24 204V203H20L17 201L14 202L16 199H14V197L16 196L15 193L20 192V189L23 188L25 185L26 187H24V189L21 190H26L25 192L29 191L28 189H31L33 191V189L38 190L36 188L41 187V186H45L43 185V183H46V185L48 184V182L45 181V179H40L41 186L37 185V183L35 184V180L34 178H29L30 176L33 177V171L36 170V168H34L35 170L32 169V167H36L37 165H39V169H40V165L44 163L46 164V162H44V159L41 160V157L38 153H32V156L28 155L26 157L30 158L29 163L27 162V159L25 160L26 164L24 163V160L21 158H19V154H15L17 152V150H15V148H9ZM16 151V152H15ZM92 151L95 152V154H92ZM101 151V152H100ZM104 151V152H103ZM106 151V152H105ZM125 151V153H124ZM152 151V152H151ZM157 151V152H156ZM193 151V152H192ZM205 151V152H204ZM0 151V153H3ZM127 152V154H126ZM135 152V153H134ZM141 152V153H140ZM149 152V153H148ZM155 152V153H154ZM212 152V153H211ZM242 152H243V156H242ZM9 155H8V154ZM88 155V157H86L85 154ZM132 153V154H131ZM240 153V154H239ZM247 153V154H246ZM102 154V155H101ZM114 154V155H113ZM131 154V155H130ZM137 154V155H136ZM152 154V155H151ZM157 156H156V155ZM171 154V155H170ZM206 154V155H205ZM222 154V155H221ZM1 155V154H0ZM13 157L12 159H10L11 157ZM13 155V156H12ZM17 157H16V156ZM34 155V157H33ZM40 157L38 161V157ZM85 155V156H84ZM90 155V156H89ZM109 155V156H108ZM116 155V156H115ZM128 155V156H127ZM161 155V156H160ZM165 155V156H164ZM210 155V156H209ZM214 157H212V156ZM247 155V156H246ZM4 156V153H3ZM30 156V157H29ZM134 156V157H133ZM139 156V157H137ZM209 156V158H208ZM216 156V157H215ZM25 157V158H26ZM33 157V158H32ZM36 157V159H35ZM101 158V160H99V158ZM105 157V158H104ZM137 157V158H136ZM147 157V158H146ZM158 157V158H157ZM163 157V158H161ZM167 157V158H165ZM221 157V158H219ZM242 157V158H241ZM115 158V159H114ZM119 158V159H118ZM128 158V160H127ZM133 158V159H131ZM136 158V159H135ZM151 158V159H150ZM169 158V159H168ZM204 158V159H203ZM214 158V159H213ZM239 158V160H238ZM245 158V159H244ZM18 159V161L15 160ZM34 159V160H33ZM150 159V161H149ZM161 159V160H160ZM208 159H210L208 161ZM212 159V160H211ZM236 159V158H235ZM107 160V161H106ZM111 160V161H110ZM206 160V162H205ZM214 160V161H213ZM20 161V162H19ZM23 161V162H22ZM29 161V160H28ZM34 161V162H33ZM103 161V162H102ZM115 161V162H114ZM121 161V162H120ZM135 161V162H134ZM140 161V162H139ZM204 161V163H203ZM245 161V163H243ZM41 162V164L39 163ZM44 162V163H43ZM100 165H99V163ZM109 162V163H107ZM133 162V164H132ZM142 162V163H141ZM151 162V163H150ZM209 162V164H208ZM223 162V163H222ZM6 163V164H5ZM18 163V164H17ZM20 163V164H19ZM33 163V164H32ZM35 163V164H34ZM38 163V164H37ZM136 163V164H135ZM144 163V164H143ZM159 163V164H158ZM164 163V164H163ZM216 163V164H215ZM220 163V164H219ZM246 163H248V165H246ZM13 164V165H11ZM24 164V166L22 165ZM32 166L29 167L28 166ZM143 164V165H142ZM154 164V166H153ZM169 164V165H168ZM220 166H219V165ZM224 164V166L221 168V166ZM242 164V167H241ZM8 165V166H7ZM10 165V166H9ZM111 167H110V166ZM118 165V166H117ZM138 165V166H137ZM164 165V166H163ZM203 169H202V166ZM207 165V166H206ZM19 166V167H18ZM45 166V165H44ZM47 166V165H46ZM100 166V167H99ZM104 167V168H101ZM107 166V167H106ZM140 170H138L136 167ZM151 166V167H150ZM213 166V167H212ZM237 166V167H238ZM246 166V167H245ZM21 167V168H20ZM132 167V168H131ZM147 167V168H146ZM157 167V169H156ZM164 167V168H163ZM210 169H209V168ZM216 170H215V168ZM245 167V168H244ZM12 168V170H11ZM24 168V169H23ZM28 168V169H27ZM41 168H44L43 166ZM101 168V169H100ZM108 168V169H107ZM112 168V169H111ZM121 168V169H120ZM124 168V169H123ZM129 168V169H128ZM144 168V169H143ZM150 168V169H149ZM167 168V169H166ZM206 168V169H205ZM33 171H32V170ZM115 169V171L113 170ZM119 171H118V170ZM127 169V171H126ZM134 169V170H133ZM171 169V170H170ZM205 169V171H204ZM219 169V170H218ZM247 169V170H245ZM250 169V170H249ZM27 170V171H26ZM102 170V171H101ZM111 170V171H110ZM148 170V171H147ZM150 170V171H149ZM157 170V171H156ZM166 170V172H165ZM209 170V171H208ZM218 170V171H217ZM4 171V172H3ZM23 171V172H22ZM26 171V172H25ZM40 171V170H38ZM38 171H35V174L38 173ZM43 171V170H41ZM40 171V172H41ZM121 171V172H120ZM123 171V172H122ZM164 171V172H163ZM168 171V172H167ZM188 171V172H187ZM212 171V172H211ZM222 171V172H221ZM247 171V172H246ZM29 172H32L31 174ZM44 172V171H43ZM106 174H104V173ZM207 172V173H205ZM5 175H4V174ZM29 173V174H28ZM102 173V174H101ZM124 173V174H123ZM128 173V174H127ZM154 173V174H153ZM168 173V174H167ZM172 175H171V174ZM224 173V174H223ZM227 175H226V174ZM130 174V175H129ZM136 174V177H135ZM144 174V175H143ZM159 174V175H157ZM166 174V175H165ZM207 174V175H205ZM243 174V175H242ZM250 174V175H249ZM38 175V174H37ZM39 175H44L43 173L39 174ZM104 175V176H102ZM125 175V176H124ZM149 175V176H148ZM154 175V176H153ZM163 175V176H162ZM220 175V177H219ZM223 175V176H222ZM245 175V176H244ZM13 176V177H12ZM28 176V177H27ZM128 176V177H127ZM140 176V177H139ZM142 176V177H141ZM153 176V177H152ZM159 176V177H158ZM227 176V177H226ZM247 176V177H246ZM24 180H23V178ZM105 177V178H104ZM119 177V179H118ZM121 177V178H120ZM131 177V178H130ZM135 177V178H134ZM150 177V178H149ZM208 177L210 179H208ZM224 177L226 178L224 179ZM250 177V178H249ZM252 177V178H251ZM4 178L6 180H4ZM27 178V179H26ZM29 178V179H28ZM40 178V177H39ZM114 178V179H113ZM128 178V179H127ZM144 178V179H143ZM155 178V179H154ZM11 179V180H10ZM27 181H26V180ZM31 179V180H30ZM33 179V180H32ZM123 179V180H122ZM172 179V180H171ZM176 179V180H174ZM224 179V180H223ZM254 179V180H253ZM4 180V181H3ZM9 180V181H8ZM39 179H36V182H40L38 181ZM44 180V181H42ZM107 180V181H106ZM118 180V181H117ZM121 180V181H120ZM129 180V181H128ZM142 180V181H141ZM148 180V182H147ZM159 180V181H158ZM218 180V181H217ZM232 180V181H231ZM15 181V182H14ZM24 181V182H22ZM31 181V182H30ZM61 181V180H60ZM59 181V182H60ZM111 181V182H110ZM115 181H117V183H115ZM127 181V182H126ZM139 183H138V182ZM141 181V182H140ZM150 181V182H149ZM155 181L157 183H155ZM169 181V182H168ZM192 181V182H191ZM211 181V182H210ZM218 183H217V182ZM233 181H235V183L233 184ZM250 181V182H249ZM254 181V182H251ZM18 182V183H17ZM26 182V183H25ZM57 181V184L55 182V188L58 189V186H60L61 182L59 183ZM145 182V183H144ZM154 182V183H153ZM221 182V183H220ZM224 182V183H223ZM8 183V184H7ZM16 184L17 186L14 185L15 188H13L12 184ZM23 183V184H21ZM29 183V185H28ZM31 183L33 185H31ZM98 182L97 187L95 189H93L92 194H94L96 197H99V203H102L101 201L103 200L102 195H104V185H102ZM112 183V184H111ZM128 183V184H127ZM132 183V184H131ZM176 183V184H175ZM193 183V184H192ZM214 183V184H213ZM252 183V184H251ZM5 184V186H4ZM35 184V185H34ZM59 184V185H58ZM118 184V185H117ZM124 184V185H123ZM137 184V185H136ZM144 184V185H143ZM192 184V185H191ZM256 184V185H255ZM11 185V186H10ZM21 185V186H20ZM28 185V186H27ZM115 185V186H114ZM131 185V186H130ZM143 185V186H142ZM151 185V186H150ZM154 185V186H153ZM162 185V186H161ZM164 185V186H163ZM219 185V186H217ZM240 185V186H239ZM31 186V187H30ZM38 186V187H37ZM130 186V187H129ZM142 186V187H141ZM147 186V187H146ZM158 186V187H157ZM226 186V187H225ZM6 187V188H5ZM35 187V188H34ZM162 187V188H161ZM167 187V188H166ZM178 187L180 189L177 188ZM229 187V188H228ZM232 187V188H231ZM244 187V188H243ZM252 187V188H251ZM4 188V191H3ZM11 188V189H10ZM166 188V190H165ZM213 188V189H212ZM220 190H219V189ZM223 188V190H221ZM240 188V190L238 189ZM243 188V189H241ZM252 190H251V189ZM10 189V190H9ZM19 189V191H18ZM102 189V190H101ZM117 189V190H115ZM123 189V191H122ZM128 189V190H127ZM161 189H164L161 191ZM172 189V192L170 191ZM225 189V190H224ZM232 192L233 195H235L234 197L232 196V198H230L231 200H229V204L228 208L227 205L225 204V196L223 194H226V190L227 191ZM233 189V190H232ZM2 190V191H1ZM7 190H8V194H5ZM12 190V191H11ZM30 190V192H32ZM112 190V191H111ZM145 190V191H144ZM209 190V191H208ZM215 190V191H214ZM218 190V191H217ZM10 191V192H9ZM23 191V192H24ZM98 191V192H97ZM133 191V192H132ZM135 191V193H134ZM138 191V192H137ZM144 191V192H143ZM167 191V192H166ZM213 191V192H212ZM217 191V192H216ZM221 191V192H220ZM225 191V192H224ZM252 191H254V193H252ZM35 192V191H34ZM121 192V194H120ZM128 192V193H127ZM148 192V193H147ZM162 192V193H161ZM166 192V193H165ZM176 192V193H174ZM239 192V193H238ZM242 192V193H241ZM125 193V194H124ZM146 193V195H145ZM156 193V194H155ZM220 193V194H219ZM242 195H241V194ZM2 194L4 196H2ZM100 194V195H99ZM111 194V195H110ZM162 194V195H161ZM169 194H171L169 196ZM121 195V196H120ZM127 198H126V196ZM168 195V196H167ZM178 195V196H177ZM222 195V196H221ZM254 195V196H253ZM130 196V197H129ZM174 196V197H173ZM243 196V197H241ZM8 197V198H6ZM118 197V198H117ZM129 197V198H128ZM140 197V199H139ZM224 197V198H223ZM238 197V198H237ZM252 197V198H251ZM11 198V199H10ZM146 198V199H145ZM220 198V199H219ZM240 198V199H239ZM244 198V199H243ZM4 199V200H3ZM166 199V200H165ZM168 199V200H167ZM177 199V200H176ZM179 199V200H178ZM219 199V201H218ZM225 199V200H224ZM236 199V200H235ZM251 199V201H250ZM6 200V201H5ZM118 200V201H117ZM133 200L135 202H133ZM170 200V201H169ZM219 203V205L217 204V201ZM244 202L242 203L241 202ZM245 200V201H244ZM247 200V201H246ZM14 203H12V202ZM166 201V202H165ZM10 202V203H9ZM117 202V203H116ZM121 202V203H120ZM129 202V204H128ZM137 202V203H136ZM155 202L156 205H155ZM176 202V203H174ZM247 202V205H246ZM20 203V205H19ZM113 203V204H112ZM116 203V204H115ZM167 203V204H166ZM193 203V204H192ZM7 204V206H6ZM13 204V205H12ZM17 204V205H15ZM137 204V205H136ZM150 205L151 207H149L148 205ZM163 204V205H162ZM176 204V205H175ZM23 205H26L25 207ZM115 205V206H114ZM140 205V206H138ZM147 205V206H146ZM223 205V206H222ZM12 208H11V207ZM19 209V207H21L19 210L16 209L17 207ZM24 208H23V207ZM127 206V207H126ZM155 206V207H154ZM180 206V207H179ZM221 206V207H220ZM249 208H248V207ZM6 207V208H5ZM133 207V208H132ZM142 209H140V208ZM232 207V208H231ZM163 208V209H162ZM227 208V209H226ZM242 208V209H240ZM248 208V209H247ZM4 209H8V210H4ZM16 209V210H15ZM24 211H23V210ZM121 209V210H120ZM148 209V210H147ZM161 209V210H160ZM179 209V210H178ZM223 209V210H222ZM2 210V211H1ZM16 213H15V211ZM27 210V211H26ZM256 210V211H255ZM258 210V212H257ZM9 211V212H8ZM22 211L24 213H22ZM26 211V213H25ZM93 211V212H92ZM155 211V212H154ZM174 211H176L174 213ZM192 211V212H191ZM220 211V212H219ZM225 211V212H224ZM249 211L251 213H249ZM2 212V213H1ZM4 212V213H3ZM8 212V213H7ZM14 212V213H13ZM18 212V213H17ZM33 212V213H32ZM92 212V213H90ZM100 212V213H99ZM29 213V214H28ZM99 213V214H97ZM142 213V214H140ZM164 213V214H163ZM170 213V214H169ZM255 213V214H254ZM10 214L9 217L6 215ZM13 214V215H12ZM17 214V215H16ZM21 214V215H20ZM26 214L29 216H26ZM38 217H36L35 216ZM38 214V215H37ZM115 214V215H114ZM119 214V215H118ZM138 214V215H137ZM174 214H176L174 216ZM238 214V215H237ZM16 215V217H15ZM20 215V216H19ZM30 215H31V219H30ZM87 215V216H86ZM91 215V216H90ZM99 215V217H98ZM128 215V216H127ZM169 215V216H168ZM19 216V217H18ZM81 216V215H80ZM115 216V217H114ZM118 216V217H117ZM135 216V217H133ZM174 216V217H173ZM243 216V218H245L244 216L248 217L247 220L244 222H241L240 225V219ZM256 216V218H255ZM11 217V218H10ZM12 217L14 218L12 220ZM23 217V218H22ZM73 217V218H72ZM90 217V218H89ZM92 217V218H91ZM110 217V218H109ZM131 217V218H130ZM146 217V218H145ZM154 217V218H153ZM252 217L254 219H252ZM263 217V218H262ZM4 218L5 221H4ZM20 218V219H19ZM25 218V219H24ZM37 218V219H36ZM41 218V219H39ZM96 218V219H95ZM100 218V219H99ZM117 218V220H116ZM130 218V219H129ZM143 218V219H142ZM151 218V219H150ZM160 218V220L158 219ZM163 218V219H162ZM192 218V219H191ZM239 220H238V219ZM251 218V219H250ZM262 218V219H261ZM19 221H18V220ZM24 219V220H22ZM30 219V221H29ZM33 219V220H32ZM43 219L45 221H43ZM90 219V220H89ZM169 219L171 220L169 222ZM10 220V222H9ZM17 220V221H16ZM28 220V221H27ZM42 220V221H41ZM79 220V221H78ZM97 220V222H96ZM101 220H103V223ZM250 220V222H249ZM260 220V221H257ZM21 221V222H20ZM36 221V222H35ZM76 221V223H75ZM110 221V222H109ZM118 221V222H117ZM125 221V222H124ZM151 221V222H149ZM155 221V222H154ZM160 221V222H159ZM195 223H194V222ZM18 222V223H15ZM24 222V223H23ZM34 222V223H33ZM101 222V223H100ZM117 222V223H116ZM128 222V223H127ZM143 222V223H141ZM255 222V223H254ZM22 223V226H20ZM28 223H30L31 225H28ZM33 223V224H32ZM38 223V224H37ZM41 225H40V224ZM45 223V226H43V224ZM95 223V225H94ZM100 225H99V224ZM103 223V226L101 225ZM116 223V224H115ZM161 223V224H160ZM248 223V225H246ZM254 223V224H253ZM4 224V225H3ZM12 224V225H11ZM15 224L19 225L16 226L17 228H14L13 225L15 226ZM50 224V225H49ZM92 224V225H91ZM98 224V225H97ZM111 224V225H110ZM119 224V226H118ZM123 224V225H122ZM140 224V225H139ZM223 224V225H222ZM257 224V227H256ZM7 225V226H6ZM27 225V226H26ZM35 225V226H34ZM38 225V226H37ZM127 225V226H126ZM139 225V226H138ZM191 225V226H190ZM262 225V226H261ZM2 226H5V228ZM10 228H9V227ZM12 226V227H11ZM30 226V227H29ZM37 226V229H36ZM47 226V228H46ZM54 226V227H53ZM82 226V227H81ZM85 226V227H84ZM87 226V227H86ZM113 226V227H112ZM141 226V227H140ZM165 226V227H164ZM169 226V227H168ZM193 226V227H192ZM245 226V227H244ZM248 226V227H247ZM252 226V227H251ZM255 226V227H254ZM38 227H40V229L42 228V230H40ZM45 227V228H44ZM49 227V228H48ZM53 227V228H52ZM76 227V230H75ZM80 229H79V228ZM84 227V228H83ZM94 227V228H93ZM111 227V228H109ZM124 227V228H123ZM144 227V228H142ZM176 227V228H175ZM188 227V228H187ZM222 227V228H221ZM9 228V229H7ZM15 231H14V229ZM30 228V229H28ZM35 228V229H33ZM52 228V229H51ZM86 228V229H85ZM99 228V229H98ZM105 228V229H104ZM173 228V229H172ZM191 228V229H190ZM242 228V229H241ZM249 228V229H248ZM254 229V230H251ZM263 228V229H262ZM4 229V230H2ZM11 229V230H10ZM39 229V230H38ZM45 229V230H43ZM48 229V230H47ZM52 230V232L50 230ZM53 229H55L53 231ZM82 229V230H81ZM102 229V230H101ZM128 229V230H127ZM217 229V230H216ZM246 229H248L246 231ZM8 230V233H7ZM10 230V231H9ZM21 230V231H20ZM30 230V232H29ZM33 230V231H31ZM111 230V231H110ZM168 230V231H167ZM221 230V231H220ZM233 230V231H232ZM4 231V234H3ZM13 231V232H12ZM19 231V232H16ZM42 234H47L45 236H43ZM45 231V232H44ZM91 231V232H90ZM103 231V232H102ZM118 231V233H117ZM121 231V233H120ZM137 231V232H135ZM146 231V232H145ZM172 231V232H171ZM217 231V232H216ZM219 231V232H218ZM245 233H244V232ZM249 231V232H248ZM6 232V233H5ZM13 234H12V233ZM15 232V234H14ZM26 232V233H24ZM49 232V233H48ZM77 232V233H76ZM93 232V233H92ZM95 232V233H94ZM98 232V235H97ZM123 232V233H122ZM134 232V233H133ZM174 232V233H173ZM243 232V233H241ZM32 235H31V234ZM35 235H34V234ZM89 233V234H88ZM103 233V234H102ZM105 233V234H104ZM110 233V234H109ZM148 233V234H146ZM169 233V234H167ZM253 233V234H252ZM5 238H3L2 236ZM10 234V235H8ZM14 235L13 239H12V235ZM23 234V235H22ZM52 234V235H49ZM90 234H92L90 236ZM130 234V235H129ZM138 234V235H136ZM180 234V235H179ZM184 234V235H183ZM220 234V235H219ZM248 234V235H247ZM252 234V235H250ZM27 235V236H26ZM40 235V236H39ZM41 235L44 237H41ZM56 235V236H55ZM79 235V236H78ZM88 235V236H87ZM106 235V236H104ZM158 235V236H157ZM168 235V236H167ZM174 235V237H173ZM250 235V236H249ZM17 236V237H16ZM26 238H25V237ZM31 238H29V237ZM35 236V238H34ZM39 236V237H38ZM93 236V237H92ZM124 236V237H123ZM136 236V237H135ZM162 236V237H161ZM166 236V237H165ZM182 236V237H181ZM184 236V238H183ZM244 236V238H242ZM246 236V240L245 239ZM249 236V237H248ZM24 237V239H23ZM82 237V238H81ZM131 237V238H130ZM133 237V239H132ZM138 237V238H137ZM191 237V238H190ZM195 237V238H194ZM251 237V238H250ZM2 238V239H1ZM10 238V239H9ZM48 238V239H47ZM51 238V239H50ZM54 238V239H53ZM57 238H59V241L56 240ZM80 240H79V239ZM87 238V239H86ZM98 238V239H97ZM118 238V239H119ZM180 238H183L180 240ZM199 238V239H198ZM216 238V239H215ZM242 238V240H240ZM5 239V240H4ZM8 241H7V240ZM20 239V240H19ZM21 239L24 241H22L21 243ZM31 239V240H30ZM35 239V240H34ZM37 239V241H36ZM45 239V240H44ZM50 239V240H49ZM97 239V241H96ZM106 239V240H105ZM109 239V240H108ZM125 239V240H124ZM172 239V240H171ZM191 239V242H190ZM218 239V240H217ZM222 239V240H221ZM251 240V243L250 240ZM253 239V240H252ZM12 240V241H11ZM30 240V242H29ZM45 242H44V241ZM54 240V241H52ZM61 240V241H60ZM184 240V241H183ZM220 240V241H219ZM6 241V242H5ZM36 241V242H35ZM39 241V242H38ZM84 241V242H82ZM88 241V242H87ZM90 241V242H89ZM107 241V242H106ZM126 241V242H125ZM129 241V243H128ZM133 241V242H132ZM167 243H166V242ZM178 241V242H177ZM217 241V242H216ZM219 241V242H218ZM224 241V242H223ZM241 241V242H240ZM246 243H245V242ZM10 242V243H9ZM14 243L13 245H10L12 243ZM29 242V243H28ZM33 242V243H31ZM38 242V243H37ZM48 242L50 244V248L48 247ZM58 242V245H57ZM63 242V243H62ZM99 242V243H98ZM182 242V243H180ZM193 242V243H192ZM195 242V243H194ZM201 242V243H200ZM226 242V243H225ZM236 242V243H235ZM243 242V243H242ZM254 242V243H253ZM21 243V244H20ZM53 243V244H51ZM61 245H60V244ZM133 243V244H132ZM179 243V244H178ZM225 243V244H224ZM241 243V244H240ZM249 243V244H248ZM255 243L256 246H255ZM17 244V245H16ZM18 244L20 245V248L18 246ZM33 244V246H32ZM35 244V246H34ZM43 245V246H39V245ZM96 244V245H95ZM158 244V245H157ZM174 244H176L174 246ZM193 244V245H192ZM219 244V245H218ZM239 244V245H238ZM250 244H252V246H250ZM261 244V245H260ZM2 245V246H1ZM3 245H6L5 247H3ZM28 249H25L26 247L23 248V246H25ZM30 245V246H29ZM37 245V247H36ZM45 245V246H44ZM47 245V246H46ZM54 245V246H51ZM55 245L57 248H55ZM103 245V246H101ZM137 245V246H136ZM157 245V246H156ZM245 245V246H243ZM62 246V247H61ZM64 246V247H63ZM100 246V247H99ZM114 246V248H113ZM135 248H133V247ZM191 246V247H190ZM208 246V247H207ZM241 246V247H240ZM9 247V248H8ZM36 247V248H34ZM42 247V248H40ZM53 247V248H52ZM96 250H95V248ZM138 247V248H137ZM161 247V248H160ZM205 247V248H204ZM228 247V248H227ZM248 247V249H247ZM253 247L252 252H250L249 250ZM5 248V249H4ZM16 248V249H15ZM31 248V249H30ZM40 248V249H39ZM62 250H61V249ZM81 248V249H80ZM83 248V249H82ZM107 248V249H106ZM110 248V249H109ZM118 248V249H116ZM129 248V249H128ZM132 250H131V249ZM160 248V249H157ZM167 248V249H166ZM171 248V249H170ZM186 248V251L185 249ZM191 248V249H190ZM197 248V249H196ZM224 248V249H223ZM226 248V249H225ZM238 248V249H237ZM244 248V249H242ZM8 249V250H7ZM18 251V252H16ZM37 250L36 252L34 251V254L32 250ZM45 249V250H44ZM46 249L48 251H46ZM57 249V251H56ZM65 251H64V250ZM80 249V250H79ZM86 249V250H85ZM90 249V250H89ZM138 249V250H137ZM166 249V250H165ZM188 249V250H187ZM224 251H222V250ZM229 249V250H228ZM242 249V250H241ZM10 250H14V252L10 251ZM26 250V251H25ZM31 250V251H30ZM53 250V251H52ZM85 250V251H84ZM99 250V251H98ZM112 250V251H111ZM116 250V251H115ZM176 250V252H175ZM202 252H201V251ZM205 250V251H204ZM227 250V251H226ZM237 250V251H236ZM262 250V251H261ZM8 251V252H7ZM41 251V252H40ZM50 251V252H49ZM67 251V252H66ZM81 251V252H80ZM95 251V252H94ZM101 251V252H100ZM149 251V252H147ZM170 253H168V252ZM171 251V252H170ZM174 251V252H173ZM200 254H199V252ZM232 251V253H231ZM238 251H240V254L242 252V254L240 255L238 253ZM4 252V253H3ZM28 252V253H27ZM49 252V253H48ZM69 252V253H68ZM116 252V253H115ZM154 252V253H153ZM181 252H183L181 254ZM192 252V254H191ZM194 252V253H193ZM236 252V253H235ZM248 252V253H247ZM256 252H258L256 254ZM13 253V254H12ZM16 253V255L14 254ZM18 253V254H17ZM25 253V254H23ZM44 253V254H43ZM52 253V255H51ZM54 253V254H53ZM64 253V254H63ZM92 253V254H91ZM137 253V254H136ZM152 253V254H151ZM159 253V254H158ZM168 253V254H167ZM178 253V254H177ZM181 255H180V254ZM196 253V254H195ZM226 253V254H224ZM228 253V254H227ZM238 253V254H237ZM251 253V254H250ZM260 253V254H259ZM263 253V254H262ZM3 254V255H2ZM7 254V255H6ZM22 254V255H21ZM29 254V255H28ZM34 254V255H33ZM86 254V255H85ZM97 254V255H96ZM195 254V255H194ZM237 256V257H235ZM250 257H249V255ZM256 254V255H255ZM5 255V256H4ZM17 255H19V257H17ZM49 255V256H48ZM55 255V256H54ZM90 259H89V256ZM111 255V256H110ZM142 255V256H141ZM154 255V256H153ZM189 255V256H188ZM194 255V257H193ZM201 256V258L198 257ZM227 255V256H226ZM241 257H239V256ZM243 255V257H242ZM248 255V256H247ZM255 255V256H254ZM3 256V257H2ZM16 256V257H15ZM40 256V257H38ZM45 256V257H43ZM52 256V257H51ZM182 256V257H181ZM192 256V257H191ZM225 256V258H224ZM235 258H234V257ZM16 259H14V258ZM26 257V259H24ZM27 257L29 259H27ZM42 257V258H41ZM96 257V258H95ZM110 257V258H109ZM144 257V258H143ZM178 257V258H177ZM231 257V258H230ZM247 257V258H246ZM9 258V259H8ZM46 258V259H45ZM62 258V259H60ZM64 258V259H63ZM69 258V260L67 259ZM164 258V259H163ZM185 258V259H184ZM188 258V259H187ZM192 258V259H191ZM203 258V259H202ZM234 258V259H233ZM240 258V259H239ZM243 258V259H242ZM259 258V259H258ZM3 259V260H2ZM4 259L6 261H4ZM13 259V260H12ZM19 259V260H18ZM31 259V260H30ZM66 259V260H65ZM120 259V260H119ZM178 259V261L176 260ZM181 259V260H180ZM211 259H213L211 261ZM230 259V260H229ZM264 259V258H263ZM30 260V262H29ZM33 260V261H32ZM53 260V261H51ZM57 260V261H56ZM63 260V261H62ZM111 260V261H110ZM175 260V262H174ZM193 263H192V261ZM196 260H200V261H196ZM222 260V261H221ZM226 260V261H224ZM229 260V261H228ZM237 260H239L237 262ZM262 260V262H261ZM8 261V262H7ZM11 261V263H10ZM15 261V263L13 262ZM24 261V262H23ZM39 263H38V262ZM70 261V262H69ZM94 261V262H93ZM107 261V262H106ZM167 261V262H166ZM195 261V262H194ZM204 263H203V262ZM211 261V262H210ZM255 261L257 263H255ZM26 262V263H25ZM35 262V263H34ZM44 262V263H43ZM68 262V263H66ZM98 262V263H97ZM113 262V263H110ZM123 262V263H122ZM153 262V263H152ZM166 262V263H165ZM201 262V263H200ZM237 262V263H236ZM20 263V264H21ZM186 263V264H187ZM244 263V262H243ZM240 262V264H243ZM72 264V262L70 263ZM247 264V263H246Z\"/></svg>",
    "mask_w": 264,
    "mask_h": 264
},
{
    "label": "bare ground",
    "instance_id": "obj_2",
    "mask_svg": "<svg viewBox=\"0 0 264 264\" xmlns=\"http://www.w3.org/2000/svg\"><path fill=\"white\" fill-rule=\"evenodd\" d=\"M17 1V0H16ZM15 0H0V75L2 74V76L4 77L3 79H6L7 81H9V82H11L12 84H13V86H14V89H15V98H14V101H15V103H13V104H16V113H17V117H18V120L20 121V123H21V125L19 126V130H18V132L17 131H12V132H17L18 134L16 135V138H12V137H10L9 135H5L6 137H2L1 136V138H2V140L3 141H1L3 144H4V146L2 145V143L0 144V146L2 145L3 147L2 148H0V151L1 152H3L4 150H1V149H5V151L3 152L4 153V156H3V153H0L1 155H0V158L2 157H5V159H8L9 160V157L7 158L6 156L7 155H5V152H8L9 151V148H12L13 149V147L15 148V150H17V152L15 153V154H19V158H21V160L24 158L25 160L27 159V162L29 163L30 161H32V160H30V158H28V157H26V156H28V155H30V156H32V153L34 154V153H38L39 152V154L38 155H40V157H41V160L42 159H44V162H46V164L44 163V165L43 164H41V162H39L41 165H40V169H39V165H37L36 167H32V166H28V164H27V166H28V168L29 167H32V169L33 170H35L34 168H36V170L35 171H38V170H43V171H38V175L37 174H35V171H33L32 169V171L34 172L33 173V177H29V178H34V180H35V184L37 183V185H39V186H41V181H40V179H45V181L46 182H48V184L46 185V183H43V185H45V186H41V187H38V188H36V189H38V190H35V189H33V191L31 190V189H28L29 191H27V192H25L24 190H21V189H24V187H26V185L23 187V188H19L18 187V185H16V184H12L13 185V188H15L14 187V185L15 186H17V188H19L20 189V192L18 193V195H17V193H15L16 194V196L14 197V199H16L14 202H16L17 201V203L18 202H20V203H24V204H26V205H28V206H30V208L32 209V210H35L36 212L35 213H38L39 215H41L42 217H44V219H48V220H50V222H52V224L55 226V229H56V231L55 232H57V229H58V233H56V235L57 234H59L60 233V239H62V241L66 244V246H67V248L69 249V256L70 257H72V258H70L71 259V262H72V264H86L87 262H85L86 260H84L83 258H82V252L79 254V252H78V247H79V245L77 244V241H76V237H75V232H74V228L72 227V225H73V223L71 222V220L69 219V216L67 215V213L69 214H71V215H74L75 216V219H76V221H77V218L78 217H82V214H84V213H82V212H84L85 210H91L92 208H94L95 209V211H96V208H97V210L99 209L100 211H101V218L102 219H104L105 220V223H106V226H107V228H108V222H107V218H108V208H109V204L111 203H109V196H108V193L110 192V191H108V187H107V185L105 184V183H102L101 181V177H100V175H99V173H98V170L99 169H97V165H96V162L94 161V159H92L94 156H92V158L90 157V158H88V159H86V158H83V156H81L80 155V151H81V149H80V146H81V143L79 142L81 139V137L79 138V136L77 137L76 135H78L75 131L76 130H74L73 128H74V126H72V127H70V126H68L67 125V123L65 124V120H67V118H65V120H64V115L62 114L63 112H61L62 110L60 109V107H56V106H58V105H56L55 103H54V101H53V98H52V94L50 93V91H48V89L46 88V86H44V85H48V84H43L42 85V83H41V79L39 78V77H42V76H39V73H38V71L40 70H38L37 71V74H36V72H35V68H37V67H35L34 66V64H33V61H32V55H26V57L25 56H23V54H21L20 53V51H19V49H21L20 47H18L17 45L18 44H20V45H22L24 48H27L25 45L28 43L29 44V42L32 40V39H34V38H36V37H34L35 36V29L36 28H34V26H32V25H34V24H32V19L30 18V16H29V14H28V12H27V9L26 10H24L25 8H22V9H19V10H22L23 12H19L18 10H17V8H16V2ZM22 1H24V0H22ZM34 1V0H33ZM36 1V0H35ZM35 1L33 2V3H35ZM38 1V0H37ZM40 1V0H39ZM54 1H56V0H54ZM63 1V0H62ZM90 1V0H89ZM121 1V0H120ZM119 1V2H120ZM125 1V0H124ZM137 1V0H136ZM145 1V0H144ZM154 1V0H153ZM153 1L151 2V3H153ZM156 1V0H155ZM154 1V2H155ZM159 1V0H158ZM164 2L166 1V0H163ZM168 1H170V2H168V7H167V3H166V5H165V7H164V9L162 8V10H168L167 12H165V13H167V15H166V18H165V16H164V18L165 19H163V22H162V18H158V20H160V22L161 23H159V25H160V27H159V29L161 28V33H160V31H159V37H160V41L164 44V45H168L170 48H168L167 47V45H166V47H167V49H171V50H169V52H167V53H170L171 51L173 52V53H175V52H178L177 51V49H178V46H179V44L183 41V42H186V40H187V42H188V37H187V34H188V32H190L189 34H190V41L189 42H191L189 45H190V47L192 46V45H195L196 46V48L197 49H199V47H203L204 46V44L203 43H207L208 41H206V39H209L210 38V35L209 34H211L212 32H216V33H219L218 31L220 30H218V26H216L217 25V22H216V20L214 19V17H213V10L214 9H216L215 7H218V5L221 7V9H222V11L224 10L225 11V14H224V25H225V29H224V33H223V48H222V50H223V55H222V63H221V73H220V75H222V76H220L222 79H223V81H225V82H227V85H228V89H230L231 91H232V94L233 95H235V85L237 84V85H239V86H237L236 88L238 89V88H240L238 91L240 92V95H239V98H240V100H241V102L244 104V106H246L247 105V103L249 104V106H250V109H251V116H250V118H249V120L247 121V123L245 124V123H243L244 125L242 126V128H241V130H239V129H237V130H239V131H241L240 132V139H239V143H240V146L242 145V147H246L247 148V151H249V153H248V157H250L249 159V162H251L250 164L252 165V167H253V169H254V172L252 171V174L254 173L255 174V178H257L258 179V182H257V187H256V189L254 190L255 192H256V194H255V197H254V200H253V202H252V204L251 205H253V206H255V209L256 208H258V210H259V212H260V214H263L264 213V61H263V55H264V51H263V47H261V49H260V41H261V39L262 38H264V35H263V32H262V30L261 31H257V30H259V27L260 26H258V23H255L256 21H258V20H256L257 19V17H256V15H255V13H252L253 11H252V9L250 8V7H252V8H255V6L254 5H251V4H256V6H257V4L260 6V7H263V11H264V0H168ZM242 1H244V4H243V6L241 5L242 3ZM19 2H21V0L19 1ZM25 2V1H24ZM23 2V3H24ZM28 2V1H27ZM29 2H30V0H29ZM46 2V1H45ZM59 2H61V1H59ZM65 2H67V1H65ZM93 2V1H92ZM107 2V1H106ZM150 2V0L148 1V3ZM161 2H162V0H161ZM167 2V1H166ZM51 3V2H50ZM54 3V2H53ZM100 3V2H99ZM103 3V2H102ZM111 3H113V2H111ZM148 3H147V5H148ZM171 3V4H170ZM39 4V3H38ZM41 4V3H40ZM45 4V3H44ZM76 4V3H75ZM82 4V3H81ZM87 4V3H86ZM104 4V3H103ZM125 4V3H124ZM123 4V5H124ZM131 4V3H130ZM138 4V3H137ZM141 4H143V2L141 3ZM145 4V3H144ZM158 4V3H157ZM165 4V3H164ZM21 5H23L22 4V2H21ZM48 5H49V2H48ZM52 5V4H51ZM55 5H57V4H55ZM54 5V6H55ZM96 5V4H95ZM119 5V4H118ZM134 5V4H133ZM133 5H131V6H133ZM20 6V5H19ZM32 6V5H31ZM37 6V5H36ZM39 6H41V5H39ZM38 6V7H39ZM63 6H64V4H63ZM99 6V5H98ZM102 6V5H101ZM127 6V5H126ZM130 6V7H131ZM138 6V5H137ZM151 6V5H150ZM156 6V5H155ZM245 6V7H244ZM254 6V7H253ZM34 7V6H33ZM46 7V6H45ZM68 7V6H67ZM81 7V6H80ZM94 7V6H93ZM122 7V6H121ZM136 7V6H135ZM135 7H133V8H135ZM140 7V6H139ZM147 7V6H146ZM158 7H160V5L158 6ZM35 8V7H34ZM56 8H58V7H56ZM55 8V9H56ZM75 8V7H74ZM105 8V7H104ZM111 8V7H110ZM125 8V7H124ZM142 8V7H141ZM145 8V7H144ZM151 8V7H150ZM155 8H157V7H155ZM248 8L252 11H250L249 10V12H247L248 11ZM41 9V8H40ZM53 9V8H52ZM61 9V8H60ZM77 9V8H76ZM118 9V8H117ZM154 9V8H153ZM152 9V10H153ZM241 9H243V10H241ZM46 10V9H45ZM57 10V9H56ZM78 10H80V9H78ZM83 10V9H82ZM115 10V9H114ZM118 10H120V8L118 9ZM117 10V11H118ZM123 10V9H122ZM125 10V9H124ZM135 10V9H134ZM141 10V9H140ZM152 10H150V12L152 11ZM155 10H157V9H155ZM219 10V9H218ZM237 10H241V11H243V13L240 11V13H242L241 14V16H244L243 18H244V21H245V25L250 29V30H256V28L254 27L255 25L257 26V30L254 32V30H253V33H252V36H254L255 37V44H251V45H249L248 47H245V49H240L239 48V45H238V47H237V45H236V42H238V41H234V42H232L231 41V39H230V32H231V28H232V25H233V23H234V21H235V17H236V14H235V12L237 11ZM29 11V10H28ZM36 11V10H35ZM40 11V10H39ZM42 11V10H41ZM51 11V10H50ZM77 11V10H76ZM92 11V10H91ZM107 11V10H106ZM117 11H114V12H117ZM131 11V10H130ZM133 11V10H132ZM142 11V10H141ZM158 11V10H157ZM262 11V10H261ZM34 12V11H33ZM53 12V11H52ZM58 12H60V11H58ZM62 12V11H61ZM65 12V11H64ZM75 12V11H74ZM104 12V11H103ZM112 12V11H111ZM110 12V13H111ZM126 13H127V11H125ZM144 12V11H143ZM162 12V11H161ZM238 12V11H237ZM254 12H255V9H254ZM30 13V12H29ZM36 13H37V11H36ZM44 13V12H43ZM50 12H48V14H49ZM63 13V12H62ZM71 13H73V12H71ZM80 13V12H79ZM91 13V12H90ZM99 13V12H98ZM107 13V12H106ZM105 13V14H106ZM119 13V12H118ZM126 13H125V15H126ZM134 13V12H133ZM148 13V12H147ZM156 13H158V12H156ZM160 13V12H159ZM163 13H164V11H163ZM220 13V12H219ZM40 14H42V13H40ZM52 14V13H51ZM60 14V13H59ZM63 14H65V13H63ZM77 14V13H76ZM108 14V13H107ZM113 14V13H112ZM132 14V13H131ZM141 14V13H140ZM154 14H155V12H154ZM222 14H223V12H222ZM221 14V15H222ZM253 14H254V17H253ZM33 15V14H32ZM36 15V14H35ZM91 15H92V13H91ZM91 15H89V16H91ZM94 15V14H93ZM104 15V14H103ZM128 15V14H127ZM134 15V14H133ZM142 15V14H141ZM153 15V14H152ZM258 15V14H257ZM37 16H38V14H37ZM41 16V15H40ZM49 16V15H48ZM51 16V15H50ZM62 16V15H61ZM74 16V15H73ZM96 16V15H95ZM135 16V15H134ZM150 16V15H149ZM154 16V15H153ZM156 16H157V14H156ZM46 17V16H45ZM52 17V16H51ZM79 17V16H78ZM81 17V16H80ZM83 17H84V15H83ZM96 17H99V16H96ZM104 17V16H103ZM109 17V16H108ZM112 17V16H111ZM119 17V16H118ZM129 17V16H128ZM127 16H126V18H128ZM138 17V16H137ZM147 17V16H146ZM155 17V16H154ZM36 18V17H35ZM43 18V17H42ZM48 18V17H47ZM50 18V17H49ZM63 19H64V16L62 17ZM68 19H70L69 17H67ZM85 18V17H84ZM88 18V17H87ZM110 18V17H109ZM130 18V17H129ZM139 18V17H138ZM138 18H137V20H138ZM33 19H34V17H33ZM53 19V18H52ZM66 19V18H65ZM94 19H96V18H94ZM112 19V18H111ZM111 19H110V21H111ZM120 19H122V18H120ZM131 19V18H130ZM147 19V18H146ZM38 20V19H37ZM46 20V19H45ZM51 20V19H50ZM54 20V19H53ZM52 20V21H53ZM125 20V19H124ZM141 20V19H140ZM157 20V21H158ZM214 20H215V22H214ZM256 20V21H255ZM41 21V20H40ZM43 21V20H42ZM62 21V20H61ZM68 21V20H67ZM66 20H65V22H67ZM71 21V20H70ZM69 21V22H70ZM76 21V20H75ZM89 21V20H88ZM98 21V20H97ZM109 21V20H108ZM109 21V22H110ZM117 21H119V20H117ZM131 21V23H132V21L133 20H130ZM155 21V20H154ZM156 21V22H157ZM221 21V20H220ZM240 21V20H239ZM243 21V22H244ZM33 22H34V20H33ZM39 22V21H38ZM54 22V21H53ZM136 22V21H135ZM241 22V21H240ZM31 23V24H30ZM41 23V22H40ZM74 22H72V24H73ZM78 23V22H77ZM87 23V22H86ZM90 23V22H89ZM88 23V24H89ZM95 23H98V22H95ZM102 23V22H101ZM113 23V22H112ZM114 23H116V22H114ZM119 23V22H118ZM124 23H126V22H124ZM130 23V25H132ZM138 23V22H137ZM221 23V22H220ZM255 23V24H254ZM39 24V23H38ZM46 24H47V22H46ZM54 24V26L56 25L55 23H53ZM58 24V23H57ZM62 24H63V22H62ZM72 24H70V25H72ZM80 24V23H79ZM123 24V23H122ZM134 24V23H133ZM146 24V23H145ZM156 24V23H155ZM253 24H254V26H253ZM52 25V24H51ZM69 25V24H68ZM98 25V24H97ZM108 25V24H107ZM112 25V24H111ZM129 25V24H128ZM149 25V24H148ZM223 25V26H224ZM239 25H240V23H239ZM243 25V24H242ZM260 25V24H259ZM43 26V25H42ZM66 26V25H65ZM80 26L82 27V25L80 24ZM92 26V25H91ZM104 26V25H103ZM109 26V25H108ZM116 26V25H115ZM133 26V25H132ZM137 26H139V25H137ZM137 26H136V28H137ZM245 26V27H246ZM253 26V27H252ZM38 27V26H37ZM44 27V26H43ZM64 27V26H63ZM69 27V26H68ZM76 27V26H75ZM74 27V28H75ZM98 27V26H97ZM97 27H96V29H97ZM105 27V26H104ZM121 27H122V25H121ZM128 27V26H127ZM133 27H135V26H133ZM141 27V26H140ZM150 27V26H149ZM155 27H158L157 25H155ZM45 28H46V26H45ZM55 28V27H54ZM70 28V27H69ZM83 28H84V26H83ZM86 28V27H85ZM123 28H124V26H123ZM130 28V27H129ZM261 28H262V26H261ZM264 28V27H263ZM262 28V29H263ZM42 29V28H41ZM56 29V28H55ZM59 29V28H58ZM57 29V30H58ZM79 29V28H78ZM77 29V30H78ZM115 29V28H114ZM121 29V28H120ZM126 29H128V28H126ZM135 29V28H134ZM156 29V28H155ZM235 29V28H234ZM239 29V28H238ZM246 29V28H245ZM50 29H48V31H49ZM66 30H68V29H66ZM74 30V29H73ZM86 30L88 31V29L86 28ZM94 30V29H93ZM102 30V29H101ZM107 30H108V28H107ZM138 30V29H137ZM137 30H136V32H137ZM143 30H144V28H143ZM177 30H178V32L179 33H182V38L180 39L181 41H179V39H176L175 38V36H176V33H178L177 32ZM211 30V31H210ZM241 30V29H240ZM52 31V30H51ZM70 31H72V30H70ZM80 31V30H79ZM82 31V30H81ZM80 31V32H81ZM91 31H92V29H91ZM94 31H97V30H94ZM99 31H100V29H99ZM114 31V30H113ZM116 31V30H115ZM114 31V32H115ZM117 31H118V29H117ZM142 31V30H141ZM156 31H157V29H156ZM176 31V33H174ZM242 31V30H241ZM247 31H249V30H247ZM38 32H39V30H38ZM44 32H45V29H44ZM53 32V31H52ZM57 32V31H56ZM67 32V31H66ZM73 32V31H72ZM76 32V31H75ZM78 32V31H77ZM123 32V31H122ZM122 32H120V33H122ZM129 32V31H128ZM133 32H135V31H133ZM211 32V33H210ZM237 32V31H236ZM245 32V31H244ZM40 33V32H39ZM38 33V34H39ZM43 32L41 31V35H43L42 34ZM47 33V32H46ZM83 33V32H82ZM87 33V32H86ZM108 33V32H107ZM127 33V32H126ZM130 33V32H129ZM141 33V32H140ZM173 33L175 34L174 35V38H173ZM246 33V32H245ZM37 34V35H38ZM48 34V33H47ZM55 34V33H54ZM57 34V33H56ZM74 34V33H73ZM77 34V33H76ZM78 34H79V32H78ZM94 34H96V33H94ZM110 34V33H109ZM113 34V33H112ZM112 34H110V35H112ZM135 34V33H134ZM153 34V36H154V33H152ZM235 35H236V33H234ZM251 34V33H250ZM46 35V34H45ZM71 35V34H70ZM98 35V34H97ZM99 35H100V33H99ZM132 35V34H131ZM140 35V34H139ZM179 35V34H178ZM209 35V36H208ZM213 35V34H212ZM220 35V34H219ZM222 35V34H221ZM239 35H240V33H239ZM53 36V35H52ZM59 36V35H58ZM63 36V35H62ZM79 36L80 37H82L80 34H79ZM84 36V35H83ZM142 36H144V34L142 35ZM145 36H146V34H145ZM155 36H157V35H155ZM154 36V37H155ZM209 37V38H206V37ZM234 36V35H233ZM34 37V38H33ZM38 37V36H37ZM40 37H43V36H40ZM69 37V36H68ZM96 37H98V36H96ZM133 37H135V36H133ZM152 37V36H151ZM159 37H157V38H159ZM177 37V36H176ZM214 37V36H213ZM39 38V37H38ZM77 38V37H76ZM116 38H117V36H116ZM124 38V37H123ZM146 38H147V36H146ZM153 38V37H152ZM156 38V39H157ZM222 38V37H221ZM232 38V37H231ZM42 39H44V38H42ZM50 39H51V37L49 38V40H47L46 38L44 39V40H47L48 42L50 41ZM61 39V40H60ZM59 40L60 41H62V38H60ZM65 39H66V37H65ZM72 39H73V37H72ZM71 39V40H72ZM84 39V38H83ZM83 39H81V40H83ZM103 39V38H102ZM128 39V38H127ZM126 39V41H128ZM148 39H149V37H148ZM151 39V38H150ZM94 40V39H93ZM113 40V39H112ZM133 40V39H132ZM152 40V39H151ZM174 40H178V42H175ZM205 40V42H203ZM243 40V39H242ZM249 40H250V36H249ZM264 40V39H263ZM262 40V41H263ZM32 41H34V40H32ZM52 41L53 40H51L50 42L52 43ZM55 41H56V39H55ZM73 41H74V39H73ZM80 41V40H79ZM99 41H103V40H99ZM98 41V42H99ZM109 41V40H108ZM111 41V40H110ZM118 41H119V39H118ZM121 41H123V40H121ZM120 41V42H121ZM126 41H125V43H126ZM129 41H130V39H129ZM137 41V40H136ZM139 41V40H138ZM138 41H137V43H138ZM145 41V40H144ZM155 41H157L158 42V40H155ZM218 41V40H217ZM252 41V40H251ZM35 42V41H34ZM38 42V41H37ZM43 42V41H42ZM69 42V41H68ZM67 42V43H68ZM72 42V41H71ZM75 42V41H74ZM84 42H85V40H84ZM92 42V41H91ZM105 42H107V41H105ZM150 43H151V41H149ZM157 42H156V44H157ZM213 43L215 42L214 40L212 41ZM221 42H222V40H221ZM250 42V41H249ZM46 43V42H45ZM54 43V42H53ZM56 43H58L57 41H56ZM87 43V42H86ZM86 43H84V44H86ZM89 43V42H88ZM95 43H97V42H95ZM100 43V42H99ZM98 43V44H99ZM123 43V42H122ZM130 43H131V41H130ZM146 43H147V41H146ZM159 43V42H158ZM205 43V44H206ZM244 43V42H243ZM27 44V45H28ZM33 44V43H32ZM31 44V45H32ZM50 44V43H49ZM63 44V43H62ZM74 44V43H73ZM102 44V43H101ZM140 44H142V43H140ZM182 45H185V44H183V43H181ZM181 44H180V46H181ZM208 45L210 44V43H207ZM218 44V43H217ZM19 45V46H20ZM33 45H35V44H33ZM45 45H48L47 43L45 44ZM52 44H50V46H51ZM53 45H55V44H53ZM64 45V44H63ZM62 45V46H63ZM67 45V44H66ZM75 45H76V43H75ZM78 45V44H77ZM88 45V44H87ZM96 45V44H95ZM105 45H106V43H105ZM127 45V44H126ZM152 45V44H151ZM211 45V44H210ZM215 45V44H214ZM247 45V44H246ZM21 46V47H22ZM36 46V45H35ZM41 46V45H40ZM58 46V45H57ZM57 46H56V48H57ZM72 46V45H71ZM79 46V45H78ZM86 46V45H85ZM120 46V45H119ZM142 46V45H141ZM146 46V45H145ZM154 46V45H153ZM158 46V45H157ZM207 45H205L204 47H206ZM241 46V45H240ZM259 46V47H258ZM42 47H45V46H42ZM95 47V46H94ZM126 47V46H125ZM140 47V46H139ZM149 47V46H148ZM155 47V46H154ZM154 47H153V49H154ZM24 48H22V49H24ZM52 48V47H51ZM67 48V47H66ZM70 48V47H69ZM74 48V47H73ZM76 48V47H75ZM78 48V47H77ZM107 48V47H106ZM112 48H113V46H112ZM122 47H120V49H121ZM152 48V47H151ZM156 48V47H155ZM158 48V47H157ZM162 48V47H161ZM185 48H189V46H187V47H185ZM208 48V47H207ZM215 48V47H214ZM242 48H244L243 46H242ZM32 49V48H31ZM44 49V48H43ZM50 49V48H49ZM68 49V48H67ZM83 49V48H82ZM92 49V48H91ZM94 49V48H93ZM111 49V48H110ZM114 49V48H113ZM145 49H146V47H145ZM165 49L166 48H164L163 50H164V52H165ZM25 50V49H24ZM36 50V49H35ZM41 50V49H40ZM60 50V49H59ZM58 50V51H59ZM61 50H63V49H61ZM75 50V49H74ZM101 50H102V48H101ZM109 50V49H108ZM126 50V49H125ZM129 50V49H128ZM142 50V49H141ZM149 50V49H148ZM156 50V49H155ZM160 50V49H159ZM181 50V49H180ZM187 50V49H186ZM192 50V49H191ZM213 50V49H212ZM219 50V49H218ZM29 51V50H28ZM33 51V50H32ZM32 51H30V53H32ZM37 51V50H36ZM35 51V52H36ZM44 51V50H43ZM56 51H57V49H56ZM70 51V50H69ZM91 51V50H90ZM105 51H107V50H105ZM104 50H103V52H105ZM110 51V50H109ZM117 51V50H116ZM118 51H119V47H118ZM150 51V50H149ZM151 51H154V50H152L151 49ZM183 51V50H182ZM262 51H263V55H262ZM25 52H26V50H25ZM46 52H47V50H46ZM52 52V51H51ZM54 52V51H53ZM64 52V51H63ZM103 52H101V53H103ZM111 52V51H110ZM114 52V51H113ZM134 52V51H133ZM137 52V51H136ZM155 52V51H154ZM162 52V51H161ZM164 52H162L163 54H164ZM171 52V53H172ZM189 52V51H188ZM28 53V52H27ZM27 53H25V54H27ZM45 53V52H44ZM48 53V52H47ZM54 53H56V52H54ZM59 53V52H58ZM57 53V54H58ZM93 53H94V51H93ZM115 53V52H114ZM167 53L165 54V55H167ZM172 53V54H173ZM185 53H186V51H185ZM184 53V54H185ZM190 53V52H189ZM24 54V55H25ZM37 54V53H36ZM46 54V53H45ZM134 54V53H133ZM143 54V53H142ZM148 54H149V52H148ZM178 54H179V52H178ZM182 55H179L180 57L179 58H181L180 59V61L182 62V64L184 65V67H181L180 66V68H182V69H180L182 72H180L179 70H178V73H179V75H181V78H182V81L180 80H177L176 81V84L178 85L177 87H179L180 85H182V83H184L183 85H186L187 83H190V81L191 80H193L194 78H198L199 77V74H198V72H197V70H198V66H197V63L198 62H196L195 60V58H196V56L197 55H195L194 56V58H192V59H190L189 58V55L187 56H185L184 54H183V52L181 53ZM187 54V53H186ZM221 54V53H220ZM35 55V54H34ZM56 55V54H55ZM63 55V54H62ZM65 55V54H64ZM93 55V54H92ZM107 55V54H106ZM113 55V57L115 58V54H112ZM126 55H127V53H126ZM132 55V54H131ZM135 55H137V54H135ZM184 55V56H183ZM215 55V54H214ZM36 56V55H35ZM53 56V55H52ZM57 56V59H58V56H59V54L58 55H56ZM68 56V55H67ZM101 56V55H100ZM103 56H104V54H103ZM109 57H110V55H108ZM120 56H121V54H120ZM138 56V55H137ZM143 56V55H142ZM149 56V55H148ZM153 56H154V54H153ZM161 56V55H160ZM176 56V55H175ZM45 57V56H44ZM60 57V56H59ZM70 57V56H69ZM76 57V56H75ZM79 57V56H78ZM95 57V56H94ZM99 57V56H98ZM102 57V56H101ZM125 57V56H124ZM144 57V56H143ZM142 57V58H143ZM149 57H151V56H149ZM148 57V58H149ZM166 57H168V55L166 56ZM169 57H171V55L169 56ZM168 57V58H169ZM189 59H187V58ZM214 57V56H213ZM34 58H36V57H34ZM47 58V57H46ZM52 58V57H51ZM55 58V57H54ZM73 58V57H72ZM85 58V57H84ZM104 58V57H103ZM121 58V57H120ZM132 58V57H131ZM153 58H155V57H153ZM159 58V57H158ZM176 58V57H175ZM174 58V59H175ZM204 58V57H203ZM203 58H201V59H203ZM7 59V60H6ZM39 59V58H38ZM63 59V58H62ZM62 59H61V61H62ZM67 59V58H66ZM87 59L89 60V57H87ZM112 59V58H111ZM125 59H127V58H124V60ZM134 59V58H133ZM133 59H131V60H133ZM144 59V58H143ZM171 59V58H170ZM8 61V63L7 62H5V61ZM46 60V59H45ZM48 60V59H47ZM54 60H56V58L54 59ZM59 60V59H58ZM68 60H69V58H68ZM73 60V59H72ZM96 60V59H95ZM102 61H105V59L103 60V59H101ZM107 60V59H106ZM115 60V59H114ZM118 60V59H117ZM123 60V59H122ZM129 60V59H128ZM136 60V59H135ZM145 60V59H144ZM161 60V59H160ZM164 60H165V58H164ZM192 60V61H191ZM203 60H205V59H203ZM40 61V60H39ZM60 61V62H61ZM99 61H100V59H99ZM134 61V60H133ZM139 61V60H138ZM169 61V60H168ZM176 61V60H175ZM38 62V61H37ZM43 62V61H42ZM52 63L54 62V61H51ZM66 62V61H65ZM71 62V61H70ZM89 62V61H88ZM116 62H119V61H116ZM128 62V61H127ZM137 62V61H136ZM147 62V61H146ZM55 63V62H54ZM53 63V64H54ZM81 63V62H80ZM85 63V62H84ZM110 63H111V61H110ZM120 63V62H119ZM123 63V62H122ZM142 63H143V61H142ZM169 63H171V61L169 62ZM176 63H178L177 61H176ZM215 63V62H214ZM38 64V63H37ZM68 65H69V63H67ZM117 64V63H116ZM124 64H125V62H124ZM140 64H141V62H140ZM154 64V63H153ZM167 64V63H166ZM172 64V63H171ZM171 64H169L168 66H169V71H171L172 72V70H170V65ZM210 64H211V62H210ZM39 65V64H38ZM40 65H41V63H40ZM46 65V64H45ZM62 65L63 64H61V67H62ZM65 65V64H64ZM67 65V66H68ZM72 65V64H71ZM114 65V64H113ZM112 65V66H113ZM123 65V64H122ZM133 65H135V63L133 64ZM156 65V63L154 64V66ZM160 65H163L162 63L160 64ZM159 65V66H160ZM176 65H180V64H176ZM186 65V66H185ZM205 65V64H204ZM209 65V64H208ZM43 66V65H42ZM86 66H87V64H86ZM93 66H95V65H93ZM98 66V65H97ZM105 65H103V67H104ZM120 66V65H119ZM126 66H128V65H126ZM132 66V65H131ZM147 66V65H146ZM174 66V65H173ZM211 66V65H210ZM217 66V65H216ZM35 67V68H34ZM52 67H54L55 68V66L54 65H52ZM64 67V66H63ZM100 67H102V66H100ZM107 67V66H106ZM121 67V66H120ZM143 67H145V66H143ZM176 67V66H175ZM41 68V67H40ZM43 68V67H42ZM57 68H60L59 67V64H58V66H57ZM70 68H72V67H70ZM69 68V69H70ZM79 68V67H78ZM82 68V67H81ZM108 68V67H107ZM106 68V69H107ZM119 68V67H118ZM133 68V67H132ZM135 68V67H134ZM133 68V69H134ZM139 68V67H138ZM160 68V67H159ZM166 68V65L164 66V68L163 69H165ZM174 68V67H173ZM178 68V67H177ZM38 69V68H37ZM50 69V68H49ZM65 69V68H64ZM75 69V68H74ZM90 69H93V68H90ZM98 69H99V67H98ZM100 69H102V68H100ZM105 69V68H104ZM162 68H160V70H161ZM172 69V68H171ZM202 69V68H201ZM200 69V70H201ZM54 70H58V69H54ZM59 70H62V69H59ZM77 70V69H76ZM75 70V71H76ZM97 70V69H96ZM108 70V69H107ZM109 70H111L110 68H109ZM122 70V69H121ZM142 70V69H141ZM148 70V69H147ZM177 70V69H176ZM200 70H198L199 71V73H200ZM219 70V69H218ZM41 71V70H40ZM39 71V72H40ZM79 71V70H78ZM104 71V70H103ZM114 71V70H113ZM131 71V70H130ZM129 71V72H130ZM136 71V70H135ZM134 71V72H135ZM163 71V70H162ZM174 71V70H173ZM55 73L57 72V71H54ZM65 71H63V73H64ZM72 72V71H71ZM90 72V71H89ZM100 72V71H99ZM98 72V73H99ZM111 72V71H110ZM121 72V71H120ZM145 72V71H144ZM163 72H165V71H163ZM162 72V73H163ZM177 72V71H176ZM52 73V72H51ZM61 73V72H60ZM65 73H67V72H65ZM73 73V72H72ZM81 73H82V71H81ZM85 73V72H84ZM113 73V72H112ZM116 73V72H115ZM211 70H210V75H211ZM69 75H70V73H69ZM92 75H93V73H92ZM91 75V76H92ZM99 75H100V73H99ZM132 75H133V73H132ZM142 75H143V73H142ZM156 75H157V73H156ZM170 75H171V73H170ZM169 75V73H168V76H170ZM178 75V76H179ZM1 76V77H2ZM75 76H76V73H75ZM105 76V75H104ZM126 76H128V75H126ZM126 76H125V78H126ZM146 76H147V73H146ZM164 76V75H163ZM162 76V77H163ZM167 76V75H166ZM166 76H164V78L166 77ZM173 76V75H172ZM176 76V75H175ZM174 76V78H177V77H175ZM212 76V75H211ZM0 77V78H1ZM45 77V76H44ZM59 76H58V73H57V78H58ZM65 77V76H64ZM66 77H67V75H66ZM65 77V78H66ZM69 77V76H68ZM81 77V76H80ZM80 77H78V78H80ZM94 77H95V75H94ZM106 77H107V75H106ZM131 77V76H130ZM144 77V76H143ZM150 77V76H149ZM213 77V76H212ZM99 78V77H98ZM97 78V79H98ZM122 78H123V76H122ZM121 78V79H122ZM146 78V77H145ZM148 78V77H147ZM159 77H157V79H158ZM200 78V77H199ZM210 78V77H209ZM208 78V79H209ZM69 79V78H68ZM83 79V78H82ZM89 79V82H90V78H88ZM87 79V80H88ZM91 79H92V77H91ZM117 79V78H116ZM124 79V78H123ZM134 79H135V77H134ZM133 79V80H134ZM141 79V78H140ZM143 79V78H142ZM46 80V79H45ZM56 80V79H55ZM58 80V79H57ZM62 80V79H61ZM66 80H67V78H66ZM74 80V79H73ZM86 80V79H85ZM107 80V79H106ZM114 80V79H113ZM137 80H139V78L137 79ZM149 79H147V81H148ZM159 80L160 79H158V82H159ZM162 80V79H161ZM171 80V79H170ZM169 80V81H170ZM1 81V80H0ZM63 81V80H62ZM75 81H76V79H75ZM75 81H74V83H75ZM84 81V80H83ZM105 81V80H104ZM122 81V80H121ZM126 81V80H125ZM152 81V80H151ZM196 81V80H195ZM197 81H198V79H197ZM219 81V80H218ZM217 81V82H218ZM2 82V81H1ZM18 82H20V83H26L27 84V86H26V88L28 89V85H30L31 83L30 82H34L35 84H31V86H32V88H35V89H32V91L33 90H35L36 91V93L34 94V93H32V91H31V93L32 94H34V95H32V94H30L29 92H30V90H29V92L27 91V92H25V90H24V94H23V92L21 91V89L20 88H18V85H21L20 83H18ZM58 82H59V80H58ZM66 82V81H65ZM80 82V81H79ZM86 82V81H85ZM96 82H98V81H96ZM106 82V81H105ZM116 82V81H115ZM119 82V81H118ZM123 82V81H122ZM143 82V81H142ZM150 82V81H149ZM161 82V81H160ZM163 82L165 83V81L163 80ZM171 82V81H170ZM204 82H205V80H204ZM216 82V81H215ZM5 83V82H4ZM44 83V82H43ZM73 83V84H74ZM83 83V82H82ZM93 83V82H92ZM99 83V82H98ZM97 83V84H98ZM102 83V82H101ZM109 83H110V81H109ZM125 83V82H124ZM168 84H169V82H167ZM166 83V84H167ZM1 84V83H0ZM60 84V83H59ZM69 84V83H68ZM90 84V83H89ZM118 84H120V83H118ZM126 84H127V81H126ZM141 85H142V83H140ZM146 84V83H145ZM193 84V83H192ZM212 85L214 84V83H211ZM218 84V83H217ZM61 85H63V84H61ZM72 85V84H71ZM87 85V84H86ZM92 85V84H91ZM117 85V84H116ZM153 85V84H152ZM155 85V84H154ZM190 85V84H189ZM194 85H195V83H194ZM208 85V84H207ZM211 85V86H212ZM220 85V84H219ZM222 85V84H221ZM31 86H30V88H31ZM49 86H51V85H49ZM66 86V85H65ZM68 86V85H67ZM84 86V85H83ZM167 86V85H166ZM187 86V85H186ZM196 86H197V84H196ZM205 86V85H204ZM21 87V86H20ZM56 87V86H55ZM61 87V86H60ZM73 87V86H72ZM82 87V86H81ZM96 87V86H95ZM99 87V86H98ZM101 87V86H100ZM108 87V86H107ZM112 87V86H111ZM122 87V86H121ZM120 87V88H121ZM125 87H126V85H125ZM142 87V86H141ZM140 87V88H141ZM146 87V86H145ZM154 87V86H153ZM156 87V86H155ZM171 87V86H170ZM176 87V88H177ZM182 89L183 88H186L185 86L184 87H182V86H180ZM192 87H194V86H192L191 85V87H189V88H192ZM210 87V86H209ZM1 88V87H0ZM29 88V89H30ZM67 88V87H66ZM65 88V89H66ZM85 88V87H84ZM109 88V87H108ZM118 88V87H117ZM134 88V87H133ZM151 88V87H150ZM164 88H165V86H164ZM163 88V89H164ZM172 88V87H171ZM196 88V87H195ZM208 88V87H207ZM206 88V89H207ZM214 88V87H213ZM62 89V88H61ZM71 89V88H70ZM75 89V88H74ZM77 89V88H76ZM79 89V88H78ZM107 89V88H106ZM124 89V88H123ZM127 89V88H126ZM158 89V88H157ZM5 90H6V88H5ZM57 90H59V88H57ZM63 91H65L64 89H62ZM61 90V91H62ZM73 90V89H72ZM88 90V89H87ZM101 89H99V91H100ZM112 90H114V92H116L117 93V91H115V89H112ZM111 90V91H112ZM117 90V89H116ZM128 90V89H127ZM134 90H136V89H134ZM144 90H146V89H144ZM156 90V89H155ZM169 90V89H168ZM179 90V89H178ZM184 90V89H183ZM1 92H2V90H0ZM71 91V90H70ZM83 91V90H82ZM91 91V90H90ZM104 91V90H103ZM110 91V90H109ZM119 91H121V90H119ZM160 91V90H159ZM171 91V90H170ZM194 91V90H193ZM198 91V90H197ZM203 91V90H202ZM218 91V90H217ZM11 92H13V91H11ZM34 92V91H33ZM54 92V91H53ZM69 92V91H68ZM141 92H143V91H141ZM165 92V91H164ZM190 93H191V91H189ZM188 92V93H189ZM196 92V91H195ZM194 92V93H195ZM208 92V91H207ZM211 92H212V89H211ZM227 92V91H226ZM3 93V92H2ZM59 93V92H58ZM84 93V92H83ZM100 93H102V92H100ZM104 93V92H103ZM119 93V92H118ZM127 93H128V91H127ZM145 93V92H144ZM149 93V92H148ZM147 93V94H148ZM159 93V92H158ZM179 93V92H178ZM197 93V92H196ZM13 94H14V92H13ZM65 94V93H64ZM67 94V93H66ZM70 94V93H69ZM81 94V93H80ZM94 94V93H93ZM96 94V93H95ZM104 94H106L107 95V93H104ZM108 94H109V92H108ZM121 94V93H120ZM151 94V93H150ZM157 94V93H156ZM163 94V93H162ZM172 94V93H171ZM175 94V93H174ZM181 94V93H180ZM199 94V93H198ZM205 94H206V91H205ZM215 94H216V92H215ZM227 94H228V92H227ZM4 94H2L1 96H3ZM55 95H57V94H55ZM100 95V94H99ZM123 95H125V94H123ZM144 95V94H143ZM165 95V94H164ZM169 95V94H168ZM186 95V94H185ZM185 95H183V93H182V97L183 96H185ZM211 95H213L212 93H211ZM218 95V94H217ZM224 95H226L225 93H224ZM229 95V94H228ZM8 96V95H7ZM70 96H71V94H70ZM83 96V95H82ZM96 96V98H97V95H95ZM113 96V95H112ZM117 96H119L118 94H117ZM126 96V95H125ZM140 96V95H139ZM208 96V95H207ZM99 97V96H98ZM108 97V96H107ZM110 97V96H109ZM114 97V96H113ZM159 97V96H158ZM168 97V96H167ZM194 97H195V95H194ZM204 97H205V95H204ZM211 97V96H210ZM210 97H208L209 98V100H210ZM228 97V96H227ZM1 98V97H0ZM81 98V97H80ZM83 98V97H82ZM85 98V97H84ZM87 98H88V96H87ZM93 98V97H92ZM103 98V97H102ZM116 98V96L113 98V99H115ZM123 98H124V96H123ZM130 98V97H129ZM139 98H142V97H139ZM149 98V97H148ZM223 98V97H222ZM230 98H231V95L228 97V99H227V104H228V101L230 102ZM6 99V98H5ZM12 99V98H11ZM10 99V100H11ZM57 99V98H56ZM66 100H67V98H65ZM86 99V98H85ZM104 99H106V98H104ZM112 99V98H111ZM159 99H160V97H159ZM159 99H158V101H159ZM166 99H168V98H166ZM183 100H184V97L182 98ZM189 99V98H188ZM197 99V98H196ZM202 99H203V92H202ZM3 100V99H2ZM115 100H118V99H115ZM125 100V99H124ZM129 100V99H128ZM143 100V99H142ZM194 100H195V98H194ZM206 100V99H205ZM204 100V101H205ZM208 100V101H209ZM215 100H216V98H215ZM217 100H218V97H217ZM226 100V99H225ZM84 101V100H83ZM92 101V100H91ZM102 101V100H101ZM163 101V100H162ZM166 101H168V100H166ZM173 101V100H172ZM184 101H186V100H184ZM221 101V100H220ZM1 102V101H0ZM6 103H7V101H5ZM5 102L3 101V103L5 104ZM56 102V101H55ZM65 102H67V101H65ZM76 102V101H75ZM89 102H90V100H89ZM95 102V101H94ZM117 102V101H116ZM120 102V101H119ZM118 102V103H119ZM121 102H122V97H121ZM121 102L119 103V104H121ZM147 102H148V100H147ZM175 102V101H174ZM183 102V101H182ZM188 102V101H187ZM194 102V101H193ZM196 102V101H195ZM54 103V104H53ZM57 103V102H56ZM68 103H69V101H68ZM114 103V102H113ZM117 103V104H118ZM126 103V102H125ZM166 103H168V102H166ZM173 103V102H172ZM213 103V102H212ZM219 103V102H218ZM223 103V102H222ZM239 102H237V104H238ZM12 104V103H11ZM62 104V103H61ZM70 104V103H69ZM90 104V103H89ZM96 104V103H95ZM102 104H103V101H102ZM107 104V103H106ZM116 104V103H115ZM123 104V103H122ZM132 104V103H131ZM148 104V103H147ZM158 104V103H157ZM161 104H162V102H161ZM177 104V103H176ZM181 104V103H180ZM185 104V103H184ZM204 104V103H203ZM215 104V103H214ZM225 104V103H224ZM6 105V104H5ZM56 105V106H55ZM62 105H64V104H62ZM78 105V104H77ZM80 105V104H79ZM78 105V106H79ZM110 105H111V103H110ZM168 105H169V103H168ZM205 105V104H204ZM216 105V104H215ZM214 105V106H215ZM218 105V104H217ZM226 105V104H225ZM4 106V105H3ZM3 106H1V107H3ZM13 106V105H12ZM67 106V105H66ZM91 106V105H90ZM96 106H97V104H96ZM107 106V105H106ZM115 106V105H114ZM113 106V107H114ZM117 106V105H116ZM125 106V105H124ZM194 106H195V104H194ZM213 106V108H215ZM82 107V106H81ZM85 107V106H84ZM83 107V108H84ZM88 107V106H87ZM93 107H94V105H93ZM92 107V108H93ZM99 107V106H98ZM101 107V106H100ZM99 107V108H100ZM110 107V106H109ZM128 107V106H127ZM145 107H146V105H145ZM192 107V106H191ZM201 107V106H200ZM208 107V106H207ZM220 107H221V105H220ZM226 107H227V105H226ZM226 107H221V108H225L226 109ZM247 107V106H246ZM14 108V107H13ZM71 107H69V109H70ZM83 108H82V110H83ZM122 108V107H121ZM138 108V107H137ZM147 108H148V105H147ZM168 108H169V106H168ZM176 108V107H175ZM204 108V107H203ZM202 108V109H203ZM208 108H210V107H208ZM208 108L206 109V112L208 111ZM216 108H217V106H216ZM2 109V108H1ZM91 109V108H90ZM89 109V110H90ZM102 109V108H101ZM124 109V108H123ZM130 109V108H129ZM173 109V108H172ZM181 109H182V107H181ZM194 109V108H193ZM192 109V110H193ZM219 109V108H218ZM217 109V110H218ZM225 109H224V111H225ZM231 109V108H230ZM237 109H238V107H237ZM3 110V109H2ZM1 110V111H2ZM12 110V109H11ZM113 110H115V109H113ZM117 110V109H116ZM133 110V108L131 109V111ZM135 110V109H134ZM189 110V109H188ZM216 110V111H217ZM220 110V109H219ZM233 110H235V109H233ZM239 110V109H238ZM237 110V111H238ZM86 112H87V110H85ZM85 111H84V113H85ZM101 111V110H100ZM110 111V110H109ZM122 111V110H121ZM144 112H145V110H143ZM148 111H149V109H148ZM166 111H168V110H166ZM174 111V110H173ZM198 111V110H197ZM216 111H214V112H216ZM223 111V112H224ZM94 112V111H93ZM92 112V113H93ZM118 112H119V108H118ZM126 112V111H125ZM135 112V111H134ZM137 112V111H136ZM135 112V113H136ZM186 112L187 111H185V113H184V116H186ZM192 112V111H191ZM209 112V111H208ZM207 112V113H208ZM218 112V111H217ZM222 112V111H221ZM241 112V111H240ZM10 113H13V112H10ZM15 113V112H14ZM67 113H69V112H67ZM91 113V112H90ZM101 113V112H100ZM151 113V112H150ZM206 113V114H207ZM220 113V112H219ZM218 113V114H219ZM225 113V112H224ZM243 113V112H242ZM7 114H9V113H7ZM66 114V113H65ZM96 114V113H95ZM98 114V113H97ZM109 114V113H108ZM111 114H115V111L113 112V113H111ZM119 114V113H118ZM145 114V113H144ZM162 114V113H161ZM221 114L222 113H220V116H221ZM238 114V113H237ZM244 114V113H243ZM247 114V113H246ZM245 114V115H246ZM249 114V113H248ZM1 115H4V113H1ZM13 115V114H12ZM70 115V114H69ZM88 115H89V113H88ZM93 115V114H92ZM99 115V114H98ZM116 115V114H115ZM176 115V114H175ZM200 115H202V113L200 114ZM204 115V114H203ZM214 115V114H213ZM74 116V115H73ZM85 116V115H84ZM87 116V115H86ZM94 116V115H93ZM102 116V115H101ZM100 116V117H101ZM111 115H109V117H110ZM137 116V115H136ZM188 116H189V114H188ZM218 116V115H217ZM220 116H218V117H220ZM222 116H224V114H222ZM14 117V116H13ZM91 117V116H90ZM104 117H106V115L104 116ZM115 117V116H114ZM117 117V116H116ZM141 117V116H140ZM143 117H144V115H143ZM147 117V116H146ZM175 117V116H174ZM182 117V116H181ZM191 117V116H190ZM199 117V116H198ZM243 117V116H242ZM8 118V117H7ZM15 118V117H14ZM72 118V117H71ZM102 118V117H101ZM107 118V117H106ZM120 118V117H119ZM148 118H149V116H148ZM187 118V117H186ZM222 118H224V117H222ZM13 119V118H12ZM78 119V118H77ZM87 119V118H86ZM88 119H89V117H88ZM150 119V118H149ZM190 119V118H189ZM201 119V118H200ZM204 119V118H203ZM8 120H10V119H8ZM8 120H6V121H8ZM73 120V119H72ZM92 120V119H91ZM101 120V119H100ZM100 120H98V122L100 121ZM148 120V119H147ZM155 118H153V122L155 123ZM162 120V119H161ZM181 120V119H180ZM208 120V119H207ZM219 120H220V118H219ZM233 119H231V121H232ZM0 121H2V120H0ZM11 121V120H10ZM9 121V122H10ZM17 121V120H16ZM74 121V120H73ZM88 121V120H87ZM89 121H90V119H89ZM123 121V120H122ZM144 121V120H143ZM143 121H142V123H143ZM149 121V120H148ZM188 121H190V120H188ZM194 121V120H193ZM192 121V122H193ZM204 121V120H203ZM3 122V121H2ZM18 122V121H17ZM68 122V121H67ZM76 122V121H75ZM100 122H103V118H102V121H100ZM133 122V121H132ZM135 122V121H134ZM140 122V121H139ZM151 122H152V120H151ZM177 122V121H176ZM179 122V121H178ZM225 122V121H224ZM233 122V121H232ZM79 123V122H78ZM90 123V122H89ZM88 123V124H89ZM96 123V122H95ZM95 123L93 124L92 122L90 123L91 125L93 124V126L95 125ZM125 123V122H124ZM145 123V122H144ZM208 123V122H207ZM220 123V122H219ZM228 123V122H227ZM1 124V123H0ZM11 124V123H10ZM10 124H8L9 126H10ZM18 125H19V123H17ZM74 124V123H73ZM75 124H77V123H75ZM120 124V123H119ZM122 124V123H121ZM156 124V123H155ZM154 124V125H155ZM164 124V123H163ZM180 124V123H179ZM196 124V123H195ZM223 124V123H222ZM221 124V125H222ZM225 124V123H224ZM232 124V123H231ZM235 124V123H234ZM12 125V124H11ZM15 125V124H14ZM18 125H16V126H18ZM67 125V126H66ZM78 125H80V123L78 124ZM136 125V124H135ZM138 125H140V124H138ZM178 125V124H177ZM185 125V124H184ZM188 125V124H187ZM203 125H204V123H203ZM217 125V124H216ZM216 125H215V127H216ZM220 125V126H221ZM241 125V124H240ZM2 126H4V124H2ZM89 126V125H88ZM124 126V125H123ZM156 126V125H155ZM199 126V125H198ZM198 126H197V128H198ZM206 126V125H205ZM238 126V125H237ZM81 127H84V126H81ZM122 127V126H121ZM125 127V126H124ZM176 127V126H175ZM181 127V126H180ZM186 127V126H185ZM188 127H191L190 125L188 126ZM222 127V126H221ZM235 127H236V125H235ZM1 128V127H0ZM5 128V127H4ZM13 129H15L14 127H12ZM76 128V127H75ZM98 129H99V127H97ZM111 128V127H110ZM129 128H132V127H130L129 126ZM160 128V127H159ZM177 128V127H176ZM195 128V127H194ZM223 128H224V125H223ZM222 128V129H223ZM229 128V127H228ZM237 128V127H236ZM11 129V128H10ZM84 129V128H83ZM82 129V130H83ZM95 129H96V127H95ZM101 129V128H100ZM138 129V128H137ZM146 129V128H145ZM192 129V128H191ZM219 129H221V128H219ZM221 129V130H222ZM230 129V128H229ZM16 130V129H15ZM80 130H81V128H80ZM91 130H92V128H91ZM105 130H107V129H105ZM134 130L135 129H133V132H134ZM142 130V129H141ZM189 130H190V128H189ZM199 130V129H198ZM218 130V129H217ZM224 134L226 135L227 134V128L225 127L224 129ZM2 131V132H1ZM0 132L1 133H5L6 132V129H5V132H3V130H1ZM83 131H85V133H87L86 132V130H83ZM108 131V130H107ZM113 131V130H112ZM129 131H130V129H129ZM161 131H163V130H161ZM192 131H194V130H192ZM211 131V130H210ZM239 131H237V132H239ZM78 132V131H77ZM95 132V131H94ZM96 132H98V131H96ZM103 132V131H102ZM124 132V131H123ZM131 132V131H130ZM132 132V133H133ZM141 132V131H140ZM155 132H156V130H155ZM170 132V131H169ZM186 132V131H185ZM222 132V131H221ZM76 133V134H75ZM93 133V132H92ZM122 133V132H121ZM125 133V132H124ZM123 133V134H124ZM137 133V132H136ZM148 133V132H147ZM172 133V132H171ZM174 133V132H173ZM189 133V132H188ZM196 132H194V134H195ZM201 133V132H200ZM10 134V133H9ZM99 134H100V132H99ZM116 134V136H117V133H115ZM114 134V135H115ZM118 134H119V132H118ZM150 134V133H149ZM178 134H179V132H178ZM185 134V133H184ZM205 135H206V133H204ZM217 134H219L218 132H217ZM232 134H234V132L232 133ZM12 135V134H11ZM80 135H84L83 133L81 134V132H80ZM93 135V134H92ZM139 135V134H138ZM166 135V134H165ZM164 135V136H165ZM192 135V134H191ZM203 135V134H202ZM201 135V136H202ZM220 135V134H219ZM218 135V136H219ZM235 136L237 135V134H234ZM7 136H9V137H7ZM15 136V135H14ZM13 136V137H14ZM85 136H87L88 137V135H85ZM96 136V135H95ZM100 136V135H99ZM111 136H112V138H113V135L111 134ZM132 136V135H131ZM141 136V135H140ZM143 136V135H142ZM162 136V135H161ZM168 136V135H167ZM172 136H174V135H171V138H172ZM179 136V135H178ZM189 137H191L190 136V134L188 135ZM209 136V135H208ZM217 136V137H218ZM222 139L223 140H225V141H223V145L225 146L224 147V149H223V151H222V154H223V157H224V160L223 161H225V167L227 168V171H229V176H230V178L232 179V180H234L235 178H236V175H237V171H238V168L240 169V167L238 166V161H237V154L238 153H236V150H235V148L237 149V146L235 145V143H234V147H232V148H234V149H232V150H235V152H234V154H233V156H232V158H230L227 154V149H226V144H228V143H230L229 142V138H231V137H229L228 138V136L226 135V139L224 138V136H223V132H222ZM86 137V138H87ZM97 137H98V135H97ZM136 137V136H135ZM139 137V136H138ZM158 137V136H157ZM166 137V136H165ZM183 137V136H182ZM196 137V136H195ZM194 137V138H195ZM210 137V136H209ZM220 137V136H219ZM218 137V138H219ZM239 137V136H238ZM85 138V139H86ZM146 138V137H145ZM152 138V137H151ZM192 138H193V136H192ZM193 138V139H194ZM197 138V137H196ZM221 138V137H220ZM98 139V138H97ZM101 139V138H100ZM105 139V138H104ZM129 139V138H128ZM165 139H167V138H165ZM186 139H187V137H186ZM193 139H192V141H193ZM235 139H237V138H234V140ZM93 139H91L90 141H92ZM95 140V139H94ZM110 140H112L111 139V137H110ZM137 140V139H136ZM142 140V139H141ZM149 140H151V139H149ZM191 140V139H190ZM203 140V139H202ZM212 140V139H211ZM216 140V139H215ZM220 140V139H219ZM86 141V140H85ZM89 141V140H88ZM89 141V142H90ZM106 141V140H105ZM109 141V140H108ZM113 141H114V138H113ZM125 141V140H124ZM182 141H184V140H182ZM231 141H232V139H231ZM236 141V140H235ZM95 142V141H94ZM101 142H102V140H101ZM167 143H168V141H166ZM172 142H174V141H172ZM188 142V141H187ZM208 142V141H207ZM216 142V141H215ZM228 142V143H227ZM91 143V142H90ZM89 143V144H90ZM106 143V142H105ZM116 143V142H115ZM138 143H139V141H138ZM143 143V142H142ZM176 143V142H175ZM191 144H192V142H190ZM209 143V142H208ZM217 143V142H216ZM88 144V143H87ZM112 144V143H111ZM119 144V143H118ZM126 145H127V143H125ZM128 144H130V143H128ZM141 144V143H140ZM169 144V143H168ZM172 144V143H171ZM187 144V143H186ZM123 145H124V142H123ZM131 145H132V143H131ZM149 145V144H148ZM147 145V146H148ZM157 145V144H156ZM177 145V144H176ZM215 145V144H214ZM244 145V146H243ZM84 146V145H83ZM86 146H88V145H86ZM85 146V147H86ZM106 146V145H105ZM110 146V145H109ZM117 146V145H116ZM134 146V145H133ZM184 146V145H183ZM189 146H191V145H189ZM236 146V147H235ZM91 147H92V145H91ZM122 147V146H121ZM126 147H128V145L126 146ZM139 147V146H138ZM143 147V146H142ZM149 147V146H148ZM147 147V148H148ZM161 147V146H160ZM209 147V146H208ZM123 148V147H122ZM133 148V147H132ZM146 148V149H147ZM156 148V147H155ZM162 148V147H161ZM165 148V147H164ZM180 148H182V145H181V147ZM204 148H206V147H204ZM241 148V147H240ZM246 148L244 149L245 150V152H246ZM84 149H86L85 150V153L88 151V153L90 152L89 150H88V147L87 148H84ZM93 149H94V147H93ZM118 149V148H117ZM145 149V148H144ZM149 149H151V147L149 148ZM183 150H184V148H182ZM181 149V150H182ZM187 149V148H186ZM213 149H214V146H213ZM219 149V152H221L220 151V147L218 148ZM8 150V151H7ZM11 150V149H10ZM91 150V149H90ZM124 150V149H123ZM128 150V149H127ZM136 150V149H135ZM152 150V149H151ZM212 150V149H211ZM240 150V149H239ZM116 151V150H115ZM140 151V150H139ZM212 151H214V150H212ZM217 151V147H216V150H215V152ZM238 151V150H237ZM10 152V151H9ZM8 152V153H9ZM101 152V151H100ZM104 152V151H103ZM106 152V151H105ZM152 152V151H151ZM157 152V151H156ZM193 152V151H192ZM205 152V151H204ZM7 153V154H8ZM11 153V152H10ZM85 153H83V154H85ZM124 153H125V151H124ZM135 153V152H134ZM141 153V152H140ZM149 153V152H148ZM155 153V152H154ZM212 153V152H211ZM11 154H13V153H11ZM92 154H95V152H93L92 151ZM126 154H127V152H126ZM132 154V153H131ZM130 154V155H131ZM221 154V155H222ZM240 154V153H239ZM247 154V153H246ZM9 155V154H8ZM86 155V154H85ZM84 155V156H85ZM102 155V154H101ZM114 155V154H113ZM137 155V154H136ZM152 155V154H151ZM156 155V154H155ZM171 155V154H170ZM206 155V154H205ZM13 156V155H12ZM16 156V155H15ZM16 156V157H17ZM29 156V157H30ZM36 156V155H35ZM90 156V155H89ZM109 156V155H108ZM116 156V155H115ZM128 156V155H127ZM157 156V155H156ZM161 156V155H160ZM165 156V155H164ZM210 156V155H209ZM209 156H208V158H209ZM212 156V155H211ZM242 156H243V152H242ZM247 156V155H246ZM10 157H11V155H10ZM26 157V158H25ZM33 157H34V155H33ZM32 157V158H33ZM36 157H38V156H36ZM36 157H35V159H36ZM40 157H38V161H41V160H39V158ZM86 157H88V155H86ZM134 157V156H133ZM137 157H139V156H137ZM136 157V158H137ZM212 157H214V156H212ZM216 157V156H215ZM239 157V156H238ZM13 157H11L10 159H12ZM99 158V160H101V158L100 157H98ZM105 158V157H104ZM135 158V159H136ZM147 158V157H146ZM158 158V157H157ZM161 158H163V157H161ZM165 158H167V157H165ZM219 158H221V157H219ZM236 158V159H235ZM242 158V157H241ZM23 159V160H24ZM115 159V158H114ZM119 159V158H118ZM131 159H133V158H131ZM151 159V158H150ZM150 159H149V161H150ZM169 159V158H168ZM204 159V158H203ZM214 159V158H213ZM245 159V158H244ZM15 160V159H14ZM25 160H24V163L26 164V162H25ZM29 160V161H28ZM34 160V159H33ZM127 160H128V158H127ZM161 160V159H160ZM210 159H208V161H209ZM212 160V159H211ZM238 160H239V158H238ZM1 162L2 161H4V159H1L0 160ZM15 161H18V159L17 160H15ZM43 161V160H42ZM107 161V160H106ZM111 161V160H110ZM214 161V160H213ZM240 161V160H239ZM4 162H6V161H4ZM11 162V160H9V163ZM20 162V161H19ZM23 162V161H22ZM34 162V161H33ZM103 162V161H102ZM115 162V161H114ZM121 162V161H120ZM135 162V161H134ZM140 162V161H139ZM205 162H206V160H205ZM3 163V162H2ZM31 163V162H30ZM29 163V164H30ZM99 163V162H98ZM107 163H109V162H107ZM142 163V162H141ZM151 163V162H150ZM203 163H204V161H203ZM223 163V162H222ZM243 163H245V161L243 162ZM4 164V163H3ZM6 164V163H5ZM18 164V163H17ZM20 164V163H19ZM33 164V163H32ZM35 164V163H34ZM38 164V163H37ZM132 164H133V162H132ZM136 164V163H135ZM144 164V163H143ZM142 164V165H143ZM159 164V163H158ZM164 164V163H163ZM208 164H209V162H208ZM216 164V163H215ZM220 164V163H219ZM218 164V165H219ZM11 165H13V164H11ZM23 166H24V164H22ZM47 165V166H46ZM99 165H100V163H99ZM169 165V164H168ZM246 165H248V163H246ZM8 166V165H7ZM10 166V165H9ZM44 167V168H41V167ZM110 166V165H109ZM118 166V165H117ZM138 166V165H137ZM153 166H154V164H153ZM164 166V165H163ZM202 166V165H201ZM207 166V165H206ZM220 166V165H219ZM224 166V164L221 166V168ZM238 166V167H237ZM19 167V166H18ZM25 167V166H24ZM100 167V166H99ZM107 167V166H106ZM111 167V166H110ZM136 167V166H135ZM151 167V166H150ZM213 167V166H212ZM241 167H242V164H241ZM246 167V166H245ZM244 167V168H245ZM21 168V167H20ZM27 168V169H28ZM101 168H104V167H102L101 166ZM100 168V169H101ZM132 168V167H131ZM137 168V167H136ZM139 168V167H138ZM137 168V169H138ZM147 168V167H146ZM164 168V167H163ZM209 168V167H208ZM215 168V167H214ZM24 169V168H23ZM108 169V168H107ZM112 169V168H111ZM121 169V168H120ZM124 169V168H123ZM129 169V168H128ZM144 169V168H143ZM150 169V168H149ZM156 169H157V167H156ZM167 169V168H166ZM202 169H203V166H202ZM206 169V168H205ZM205 169H204V171H205ZM210 169V168H209ZM242 169V168H241ZM240 169V170H241ZM11 170H12V168H11ZM114 171H115V169H113ZM118 170V169H117ZM134 170V169H133ZM138 170H140V169H138ZM171 170V169H170ZM215 170H216V168H215ZM219 170V169H218ZM217 170V171H218ZM243 170V169H242ZM245 170H247V169H245ZM250 170V169H249ZM27 171V170H26ZM25 171V172H26ZM102 171V170H101ZM111 171V170H110ZM119 171V170H118ZM126 171H127V169H126ZM148 171V170H147ZM150 171V170H149ZM157 171V170H156ZM209 171V170H208ZM4 172V171H3ZM23 172V171H22ZM121 172V171H120ZM123 172V171H122ZM164 172V171H163ZM165 172H166V170H165ZM168 172V171H167ZM188 172V171H187ZM212 172V171H211ZM222 172V171H221ZM247 172V171H246ZM30 174L32 173V172H29ZM28 173V174H29ZM41 173H43L44 175H39V174H41ZM104 173V172H103ZM205 173H207V172H205ZM245 172H244V170H243V174H244ZM1 174V173H0ZM4 174V173H3ZM102 174V173H101ZM105 174V173H104ZM124 174V173H123ZM128 174V173H127ZM154 174V173H153ZM168 174V173H167ZM171 174V173H170ZM224 174V173H223ZM226 174V173H225ZM242 174V175H243ZM254 174H253V178H254ZM2 175V174H1ZM5 175V174H4ZM106 175V174H105ZM130 175V174H129ZM144 175V174H143ZM157 175H159V174H157ZM166 175V174H165ZM172 175V174H171ZM205 175H207V174H205ZM227 175V174H226ZM250 175V174H249ZM3 176V175H2ZM102 176H104V175H102ZM125 176V175H124ZM149 176V175H148ZM154 176V175H153ZM152 176V177H153ZM163 176V175H162ZM223 176V175H222ZM245 176V175H244ZM4 177V176H3ZM13 177V176H12ZM28 177V176H27ZM40 177V178H39ZM128 177V176H127ZM135 177H136V174H135ZM134 177V178H135ZM140 177V176H139ZM142 177V176H141ZM159 177V176H158ZM219 177H220V175H219ZM227 177V176H226ZM226 177H224V179L226 178ZM247 177V176H246ZM23 178V177H22ZM25 178V177H24ZM24 178H23V180H24ZM28 178V179H29ZM105 178V177H104ZM121 178V177H120ZM131 178V177H130ZM150 178V177H149ZM250 178V177H249ZM252 178V177H251ZM0 179H2L1 177H0ZM27 179V178H26ZM25 179V180H26ZM36 179H39L38 181H40V182H36ZM114 179V178H113ZM118 179H119V177H118ZM128 179V178H127ZM144 179V178H143ZM155 179V178H154ZM208 179H210L209 177H208ZM223 179V180H224ZM4 180H6L5 178H4ZM3 180V181H4ZM11 180V179H10ZM31 180V179H30ZM33 180V179H32ZM61 180V181H60ZM123 180V179H122ZM172 180V179H171ZM174 180H176V179H174ZM231 180V181H232ZM254 180V179H253ZM9 181V180H8ZM27 181V180H26ZM42 181H44V180H42ZM44 181V182H45ZM57 181L59 182H61V184H60V186H58V189H56L55 188V182H56V184H57ZM107 181V180H106ZM118 181V180H117ZM117 181H115V183H117ZM121 181V180H120ZM129 181V180H128ZM142 181V180H141ZM140 181V182H141ZM159 181V180H158ZM218 181V180H217ZM216 181V182H217ZM226 181H227V178H226ZM2 182V181H1ZM0 182V183H1ZM15 182V181H14ZM22 182H24V181H22ZM31 182V181H30ZM59 182V183H60ZM98 182H100L102 185H100V183H99V185L100 186H103L104 185V195H102V198H103V200L101 201L102 203H99V197H96L94 194H92V191H93V189H95L96 187H97V184H98ZM111 182V181H110ZM127 182V181H126ZM138 182V181H137ZM147 182H148V180H147ZM150 182V181H149ZM169 182V181H168ZM192 182V181H191ZM211 182V181H210ZM250 182V181H249ZM251 182H254V181H251ZM18 183V182H17ZM26 183V182H25ZM139 183V182H138ZM145 183V182H144ZM154 183V182H153ZM155 183H157L156 181H155ZM218 183V182H217ZM221 183V182H220ZM224 183V182H223ZM235 183V181H233V184ZM237 183V182H236ZM235 183V184H236ZM8 184V183H7ZM21 184H23V183H21ZM34 184V185H35ZM112 184V183H111ZM128 184V183H127ZM132 184V183H131ZM176 184V183H175ZM193 184V183H192ZM191 184V185H192ZM214 184V183H213ZM252 184V183H251ZM28 185H29V183H28ZM27 185V186H28ZM31 185H33L32 183H31ZM59 185V184H58ZM118 185V184H117ZM124 185V184H123ZM137 185V184H136ZM144 185V184H143ZM142 185V186H143ZM256 185V184H255ZM4 186H5V184H4ZM11 186V185H10ZM21 186V185H20ZM115 186V185H114ZM131 186V185H130ZM129 186V187H130ZM141 186V187H142ZM151 186V185H150ZM154 186V185H153ZM162 186V185H161ZM164 186V185H163ZM217 186H219V185H217ZM240 186V185H239ZM29 187V186H28ZM28 187H26V188H28ZM31 187V186H30ZM99 187V186H98ZM97 187V188H98ZM147 187V186H146ZM158 187V186H157ZM226 187V186H225ZM6 188V187H5ZM35 188V187H34ZM162 188V187H161ZM167 188V187H166ZM166 188H165V190H166ZM178 187H176L175 189H177ZM229 188V187H228ZM232 188V187H231ZM244 188V187H243ZM243 188H241V189H243ZM252 188V187H251ZM250 188V189H251ZM11 189V188H10ZM9 189V190H10ZM19 189H18V191H19ZM179 189V188H178ZM213 189V188H212ZM219 189V188H218ZM239 190H240V188H238ZM30 190L32 191V192H30ZM92 190V191H91ZM102 190V189H101ZM115 190H117V189H115ZM128 190V189H127ZM162 190H164V189H161V191ZM220 190V189H219ZM221 190H223V188L221 189ZM225 190V189H224ZM233 190V189H232ZM252 190V189H251ZM2 191V190H1ZM3 191H4V188H3ZM12 191V190H11ZM24 191V192H23ZM35 191V192H34ZM112 191V190H111ZM122 191H123V189H122ZM145 191V190H144ZM143 191V192H144ZM171 192H172V189L170 190ZM179 191H180V189H179ZM209 191V190H208ZM215 191V190H214ZM218 191V190H217ZM216 191V192H217ZM254 191H252V193H254ZM5 192H6V190H5ZM7 192H8V190H7ZM5 193V194H8V193ZM10 192V191H9ZM98 192V191H97ZM133 192V191H132ZM138 192V191H137ZM167 192V191H166ZM165 192V193H166ZM213 192V191H212ZM221 192V191H220ZM225 192V191H224ZM128 193V192H127ZM134 193H135V191H134ZM148 193V192H147ZM162 193V192H161ZM174 193H176V192H174ZM226 194H223L224 196H225V204L227 205V208H228V205H230L229 204V200H231L230 198H232V196L234 197L235 195H233L232 194V192L230 191V189H229V191H227L226 190V192H225ZM239 193V192H238ZM242 193V192H241ZM240 193V194H241ZM120 194H121V192H120ZM125 194V193H124ZM136 194V193H135ZM156 194V193H155ZM220 194V193H219ZM100 195V194H99ZM111 195V194H110ZM145 195H146V193H145ZM162 195V194H161ZM171 194H169V196H170ZM242 195V194H241ZM2 196H4L3 194H2ZM121 196V195H120ZM126 196V195H125ZM168 196V195H167ZM178 196V195H177ZM222 196V195H221ZM254 196V195H253ZM130 197V196H129ZM128 197V198H129ZM174 197V196H173ZM241 197H243V196H241ZM6 198H8V197H6ZM118 198V197H117ZM126 198H127V196H126ZM224 198V197H223ZM238 198V197H237ZM252 198V197H251ZM11 199V198H10ZM139 199H140V197H139ZM146 199V198H145ZM220 199V198H219ZM219 199H218V201H219ZM240 199V198H239ZM244 199V198H243ZM4 200V199H3ZM141 200V199H140ZM166 200V199H165ZM168 200V199H167ZM177 200V199H176ZM179 200V199H178ZM236 200V199H235ZM6 201V200H5ZM118 201V200H117ZM136 201V200H135ZM134 200H133V202H135ZM170 201V200H169ZM217 201V200H216ZM218 201H217V204L219 205V203H218ZM245 201V200H244ZM247 201V200H246ZM250 201H251V199H250ZM12 202V201H11ZM166 202V201H165ZM241 202H242V200H241ZM0 203H2V202H0ZM10 203V202H9ZM13 203V202H12ZM20 203H19V205H20ZM117 203V202H116ZM115 203V204H116ZM121 203V202H120ZM137 203V202H136ZM156 203L157 202H155V205H156ZM174 203H176V202H174ZM242 203H244V202H242ZM14 204V203H13ZM12 204V205H13ZM113 204V203H112ZM128 204H129V202H128ZM167 204V203H166ZM193 204V203H192ZM15 205H17V204H15ZM26 205H23L24 207L26 206ZM137 205V204H136ZM148 205V204H147ZM146 205V206H147ZM163 205V204H162ZM176 205V204H175ZM246 205H247V202H246ZM6 206H7V204H6ZM22 206V207H23ZM86 207L87 209H85V210H83V208L84 207ZM115 206V205H114ZM138 206H140V205H138ZM149 207H151L150 205H148ZM223 206V205H222ZM1 207V206H0ZM11 207V206H10ZM17 207V206H16ZM23 207V208H24ZM127 207V206H126ZM155 207V206H154ZM180 207V206H179ZM221 207V206H220ZM248 207V206H247ZM6 208V207H5ZM12 208V207H11ZM21 207H19V209H20ZM133 208V207H132ZM140 208V207H139ZM143 208V207H142ZM142 208H140V209H142ZM226 208V209H227ZM232 208V207H231ZM249 208V207H248ZM247 208V209H248ZM16 209H18V207L16 208ZM15 209V210H16ZM18 209V210H19ZM163 209V208H162ZM240 209H242V208H240ZM4 210H8V209H4ZM14 210V211H15ZM23 210V209H22ZM25 210V209H24ZM23 210V211H24ZM121 210V209H120ZM148 210V209H147ZM161 210V209H160ZM179 210V209H178ZM223 210V209H222ZM258 210H257V212H258ZM2 211V210H1ZM22 211V213H24ZM27 211V210H26ZM26 211H25V213H26ZM256 211V210H255ZM9 212V211H8ZM7 212V213H8ZM93 212V211H92ZM92 212H90V213H92ZM155 212V211H154ZM176 211H174V213H175ZM192 212V211H191ZM220 212V211H219ZM225 212V211H224ZM258 212V213H259ZM2 213V212H1ZM4 213V212H3ZM14 213V212H13ZM15 213H16V211H15ZM18 213V212H17ZM33 213V212H32ZM100 213V212H99ZM99 213H97V214H99ZM249 213H251L250 211H249ZM29 214V213H28ZM37 214V215H38ZM140 214H142V213H140ZM164 214V213H163ZM170 214V213H169ZM255 214V213H254ZM1 215V214H0ZM6 215V214H5ZM10 215V214H9ZM9 215L7 214L6 215V217L8 216L9 217ZM13 215V214H12ZM17 215V214H16ZM16 215H15V217H16ZM21 215V214H20ZM19 215V216H20ZM81 215V216H80ZM115 215V214H114ZM119 215V214H118ZM138 215V214H137ZM176 214H174V216H175ZM238 215V214H237ZM11 216V215H10ZM18 216V217H19ZM26 216H28L27 214H26ZM35 216H36V214H35ZM87 216V215H86ZM91 216V215H90ZM128 216V215H127ZM169 216V215H168ZM173 216V217H174ZM1 217V216H0ZM29 217V216H28ZM37 217V216H36ZM98 217H99V215H98ZM115 217V216H114ZM118 217V216H117ZM133 217H135V216H133ZM245 218H243V216L241 217V219H240V225H241V222H243V224H244V222L247 220V218L248 217H246V216H244ZM264 217V216H263ZM262 217V218H263ZM11 218V217H10ZM23 218V217H22ZM38 218V217H37ZM36 218V219H37ZM73 218V217H72ZM80 218H78L79 220H80V223H78V225L79 224H81V222H82V219H80ZM90 218V217H89ZM92 218V217H91ZM110 218V217H109ZM131 218V217H130ZM129 218V219H130ZM136 218V217H135ZM146 218V217H145ZM154 218V217H153ZM255 218H256V216H255ZM261 218V219H262ZM5 219L6 218H4V221H5ZM14 218L12 217V220H13ZM20 219V218H19ZM25 219V218H24ZM24 219H22V220H24ZM30 219H31V215H30ZM30 219H29V221H30ZM39 219H41V218H39ZM43 219V221H45ZM96 219V218H95ZM100 219V218H99ZM143 219V218H142ZM151 219V218H150ZM159 220H160V218H158ZM163 219V218H162ZM192 219V218H191ZM238 219V218H237ZM251 219V218H250ZM252 219H254L253 217H252ZM18 220V219H17ZM16 220V221H17ZM33 220V219H32ZM47 220V221H48ZM78 220V221H79ZM90 220V219H89ZM116 220H117V218H116ZM239 220V219H238ZM19 221V220H18ZM28 221V220H27ZM42 221V220H41ZM76 221H75V223H76ZM102 222H103V220H101ZM171 220L169 219V222H170ZM257 221V220H256ZM258 221H260V220H258ZM257 221V222H258ZM1 222V221H0ZM9 222H10V220H9ZM21 222V221H20ZM36 222V221H35ZM96 222H97V220H96ZM110 222V221H109ZM118 222V221H117ZM116 222V223H117ZM125 222V221H124ZM149 222H151V221H149ZM155 222V221H154ZM160 222V221H159ZM194 222V221H193ZM249 222H250V220H249ZM15 223H18V222H15ZM24 223V222H23ZM34 223V222H33ZM32 223V224H33ZM101 223V222H100ZM104 223V222H103ZM103 223L101 224L102 226H103ZM104 223V224H105ZM115 223V224H116ZM128 223V222H127ZM141 223H143V222H141ZM195 223V222H194ZM255 223V222H254ZM253 223V224H254ZM21 224V225H20ZM19 225L20 226H22V223H20ZM38 224V223H37ZM40 224V223H39ZM43 224V223H42ZM99 224V223H98ZM97 224V225H98ZM161 224V223H160ZM4 225V224H3ZM12 225V224H11ZM19 225H17V224H15V226L13 225V227L14 228H17L16 226H19ZM28 225H31L30 223H28ZM41 225V224H40ZM50 225V224H49ZM92 225V224H91ZM94 225H95V223H94ZM100 225V224H99ZM111 225V224H110ZM123 225V224H122ZM140 225V224H139ZM138 225V226H139ZM223 225V224H222ZM246 225H248V223L246 224ZM7 226V225H6ZM20 226H19V228H20ZM27 226V225H26ZM35 226V225H34ZM38 226V225H37ZM37 226H36V229H37ZM43 226H45V223L43 224ZM53 226V227H54ZM118 226H119V224H118ZM127 226V225H126ZM191 226V225H190ZM262 226V225H261ZM5 228V226H2V228ZM9 227V226H8ZM12 227V226H11ZM23 227V226H22ZM30 227V226H29ZM52 227V228H53ZM82 227V226H81ZM85 227V226H84ZM83 227V228H84ZM87 227V226H86ZM113 227V226H112ZM141 227V226H140ZM165 227V226H164ZM169 227V226H168ZM193 227V226H192ZM245 227V226H244ZM248 227V226H247ZM252 227V226H251ZM255 227V226H254ZM256 227H257V224H256ZM10 228V227H9ZM9 228H7V229H9ZM13 228V229H14ZM39 229H40V227H38ZM45 228V227H44ZM46 228H47V226H46ZM49 228V227H48ZM51 228V229H52ZM79 228V227H78ZM94 228V227H93ZM109 228H111V227H109ZM124 228V227H123ZM142 228H144V227H142ZM176 228V227H175ZM188 228V227H187ZM222 228V227H221ZM258 228V227H257ZM1 229V228H0ZM21 229V228H20ZM28 229H30V228H28ZM33 229H35V228H33ZM35 229V230H36ZM38 229V230H39ZM55 229H53V231L55 230ZM80 229V228H79ZM86 229V228H85ZM99 229V228H98ZM105 229V228H104ZM173 229V228H172ZM191 229V228H190ZM242 229V228H241ZM249 229V228H248ZM248 229H246V231L248 230ZM263 229V228H262ZM2 230H4V229H2ZM11 230V229H10ZM9 230V231H10ZM40 230H42V228L40 229ZM43 230H45V229H43ZM48 230V229H47ZM50 230V229H49ZM75 230H76V227H75ZM82 230V229H81ZM102 230V229H101ZM128 230V229H127ZM217 230V229H216ZM251 230H254V229H252L251 228ZM14 231H15V229H14ZM21 231V230H20ZM31 231H33V230H31ZM51 232H52V230H50ZM111 231V230H110ZM168 231V230H167ZM221 231V230H220ZM233 231V230H232ZM13 232V231H12ZM11 232V233H12ZM16 232H19V231H16ZM29 232H30V230H29ZM40 232V231H39ZM45 232V231H44ZM91 232V231H90ZM103 232V231H102ZM135 232H137V231H135ZM146 232V231H145ZM172 232V231H171ZM217 232V231H216ZM219 232V231H218ZM244 232V231H243ZM243 232H241V233H243ZM249 232V231H248ZM6 233V232H5ZM7 233H8V230H7ZM24 233H26V232H24ZM41 233V232H40ZM49 233V232H48ZM77 233V232H76ZM93 233V232H92ZM95 233V232H94ZM111 233V243H113V241H115V247H117L118 246V248H119V252H121V257H122V260H125L128 264H151L149 261H147L146 259L144 260V259H137L132 253H130L126 248V245H128V244H124V242H123V238L122 239H120L118 236L116 237L115 236V234L113 235L112 233L113 232H110ZM109 233V234H110ZM117 233H118V231H117ZM120 233H121V231H120ZM123 233V232H122ZM134 233V232H133ZM174 233V232H173ZM245 233V232H244ZM3 234H4V231H3ZM13 234V233H12ZM11 234V235H12ZM14 234H15V232H14ZM31 234V233H30ZM34 234V233H33ZM42 234V233H41ZM46 234H47V232H46ZM45 233L44 234H42L43 236H45L46 235ZM89 234V233H88ZM103 234V233H102ZM105 234V233H104ZM146 234H148V233H146ZM167 234H169V233H167ZM253 234V233H252ZM252 234H250V235H252ZM8 235H10V234H8ZM23 235V234H22ZM32 235V234H31ZM35 235V234H34ZM41 235V237H39V238H42L43 236ZM49 235H52V234H49ZM55 235V236H56ZM92 234H90V236H91ZM97 235H98V232H97ZM130 235V234H129ZM136 235H138V234H136ZM180 235V234H179ZM184 235V234H183ZM220 235V234H219ZM248 235V234H247ZM249 235V236H250ZM1 236H2V234H1ZM27 236V235H26ZM59 235H57V237H58ZM79 236V235H78ZM88 236V235H87ZM104 236H106V235H104ZM158 236V235H157ZM168 236V235H167ZM248 236V237H249ZM3 237V236H2ZM13 237H14V235H12V239H13ZM17 237V236H16ZM25 237V236H24ZM24 237H23V239H24ZM29 237V236H28ZM93 237V236H92ZM124 237V236H123ZM136 237V236H135ZM162 237V236H161ZM166 237V236H165ZM173 237H174V235H173ZM182 237V236H181ZM3 238H5V236L3 237ZM15 238V237H14ZM26 238V237H25ZM29 238H31V237H29ZM34 238H35V236H34ZM44 238V237H43ZM42 238V239H43ZM82 238V237H81ZM119 238V239H118ZM131 238V237H130ZM138 238V237H137ZM183 238H184V236H183ZM183 238H180V240L181 239H183ZM191 238V237H190ZM195 238V237H194ZM242 238H244V236L242 237ZM242 238L240 239V240H242ZM251 238V237H250ZM2 239V238H1ZM10 239V238H9ZM48 239V238H47ZM51 239V238H50ZM49 239V240H50ZM54 239V238H53ZM79 239V238H78ZM87 239V238H86ZM98 239V238H97ZM97 239H96V241H97ZM132 239H133V237H132ZM135 239V238H134ZM133 239V240H134ZM199 239V238H198ZM216 239V238H215ZM5 240V239H4ZM7 240V239H6ZM15 240H16V238H15ZM20 240V239H19ZM31 240V239H30ZM30 240H29V242H30ZM35 240V239H34ZM45 240V239H44ZM43 240V241H44ZM56 240H58L59 241V238H57ZM80 240V239H79ZM106 240V239H105ZM109 240V239H108ZM125 240V239H124ZM172 240V239H171ZM218 240V239H217ZM222 240V239H221ZM244 240H246V236H245V239ZM248 240H250V239H248ZM253 240V239H252ZM264 240V239H263ZM2 241V240H1ZM1 241H0V243H1ZM8 241V240H7ZM12 241V240H11ZM22 239H21V243H22ZM36 241H37V239H36ZM35 241V242H36ZM52 241H54V240H52ZM61 241V240H60ZM184 241V240H183ZM220 241V240H219ZM218 241V242H219ZM243 241V240H242ZM247 241V240H246ZM6 242V241H5ZM24 242V241H23ZM28 242V243H29ZM39 242V241H38ZM37 242V243H38ZM45 242V241H44ZM62 242V243H63ZM82 242H84V241H82ZM88 242V241H87ZM90 242V241H89ZM107 242V241H106ZM126 242V241H125ZM133 242V241H132ZM166 242V241H165ZM178 242V241H177ZM190 242H191V239H190ZM217 242V241H216ZM224 242V241H223ZM241 242V241H240ZM245 242V241H244ZM2 243H4L3 241H2ZM10 243V242H9ZM12 243V242H11ZM20 243V244H21ZM31 243H33V242H31ZM46 243H48V242H46ZM99 243V242H98ZM128 243H129V241H128ZM167 243V242H166ZM180 243H182V242H180ZM193 243V242H192ZM195 243V242H194ZM201 243V242H200ZM226 243V242H225ZM224 243V244H225ZM236 243V242H235ZM243 243V242H242ZM246 243V242H245ZM249 243H251V240H250V242ZM248 243V244H249ZM254 243V242H253ZM14 243H12V244H10V245H13ZM23 244V243H22ZM51 244H53V243H51ZM60 244V243H59ZM133 244V243H132ZM179 244V243H178ZM241 244V243H240ZM256 244L257 243H255V246H256ZM17 245V244H16ZM24 245V244H23ZM39 245V244H38ZM57 245H58V242H57ZM61 245V244H60ZM77 245H78V247H77ZM96 245V244H95ZM158 245V244H157ZM156 245V246H157ZM176 244H174V246H175ZM193 245V244H192ZM219 245V244H218ZM239 245V244H238ZM261 245V244H260ZM2 246V245H1ZM6 245H3V247H5ZM30 246V245H29ZM32 246H33V244H32ZM34 246H35V244H34ZM39 246H43V245H39ZM45 246V245H44ZM47 246V245H46ZM50 246V244L48 243V247ZM51 246H54V245H51ZM101 246H103V245H101ZM137 246V245H136ZM243 246H245V245H243ZM250 246H252V244H250ZM20 248V245L18 244V246H17V248ZM24 247H26V245L25 246H23V248H21V249H24ZM36 247H37V245H36ZM36 247H34V248H36ZM62 247V246H61ZM64 247V246H63ZM100 247V246H99ZM133 247V246H132ZM191 247V246H190ZM208 247V246H207ZM241 247V246H240ZM1 248V247H0ZM6 248V247H5ZM4 248V249H5ZM9 248V247H8ZM40 248H42V247H40ZM39 248V249H40ZM50 248V247H49ZM53 248V247H52ZM55 248H57L56 247V245H55ZM95 248V247H94ZM113 248H114V246H113ZM118 248H116V249H118ZM133 248H135V247H133ZM138 248V247H137ZM161 248V247H160ZM160 248H157V249H160ZM205 248V247H204ZM228 248V247H227ZM16 249V248H15ZM14 249V250H15ZM25 249H28L27 247L25 248ZM31 249V248H30ZM37 249V248H36ZM61 249V248H60ZM81 249V248H80ZM79 249V250H80ZM83 249V248H82ZM107 249V248H106ZM110 249V248H109ZM129 249V248H128ZM131 249V248H130ZM167 249V248H166ZM165 249V250H166ZM171 249V248H170ZM185 249V251H186V248H184ZM191 249V248H190ZM197 249V248H196ZM224 249V248H223ZM226 249V248H225ZM238 249V248H237ZM242 249H244V248H242ZM241 249V250H242ZM247 249H248V247H247ZM264 248H262V250H263ZM1 250H3V248H1ZM0 250V251H1ZM8 250V249H7ZM14 250H10L11 252L13 251L14 252ZM45 250V249H44ZM62 250V249H61ZM64 250V249H63ZM86 250V249H85ZM84 250V251H85ZM90 250V249H89ZM95 250H96V248H95ZM132 250V249H131ZM138 250V249H137ZM161 250V249H160ZM188 250V249H187ZM222 250V249H221ZM229 250V249H228ZM252 250H253V247L249 250L250 252H252ZM261 250V251H262ZM16 251V250H15ZM26 251V250H25ZM31 251V250H30ZM33 251V253H34V251L36 252L37 250H32ZM46 251H48L47 249H46ZM53 251V250H52ZM56 251H57V249H56ZM65 251V250H64ZM99 251V250H98ZM112 251V250H111ZM116 251V250H115ZM201 251V250H200ZM205 251V250H204ZM222 251H224V250H222ZM227 251V250H226ZM237 251V250H236ZM8 252V251H7ZM16 252H18V251H16ZM38 252V251H37ZM41 252V251H40ZM50 252V251H49ZM48 252V253H49ZM67 252V251H66ZM95 252V251H94ZM101 252V251H100ZM147 252H149V251H147ZM168 252V251H167ZM171 252V251H170ZM174 252V251H173ZM175 252H176V250H175ZM199 252V251H198ZM202 252V251H201ZM0 253H2V252H0ZM4 253V252H3ZM28 253V252H27ZM116 253V252H115ZM154 253V252H153ZM169 253V252H168ZM167 253V254H168ZM183 252H181V254H182ZM194 253V252H193ZM231 253H232V251H231ZM236 253V252H235ZM238 253L240 254V251H238ZM237 253V254H238ZM248 253V252H247ZM258 252H256V254H257ZM13 254V253H12ZM15 255H16V253H14ZM18 254V253H17ZM23 254H25V253H23ZM34 254H36V253H34ZM33 254V255H34ZM44 254V253H43ZM54 254V253H53ZM64 254V253H63ZM92 254V253H91ZM137 254V253H136ZM152 254V253H151ZM159 254V253H158ZM170 254V253H169ZM178 254V253H177ZM180 254V253H179ZM180 254V255H181ZM191 254H192V252H191ZM196 254V253H195ZM194 254V255H195ZM199 254H200V252H199ZM224 254H226V253H224ZM228 254V253H227ZM241 254H242V252H241ZM240 254V255H241ZM251 254V253H250ZM255 254V255H256ZM260 254V253H259ZM263 254V253H262ZM1 255V254H0ZM3 255V254H2ZM7 255V254H6ZM22 255V254H21ZM29 255V254H28ZM51 255H52V253H51ZM86 255V254H85ZM97 255V254H96ZM194 255H193V257H194ZM234 255V254H233ZM249 255V254H248ZM247 255V256H248ZM254 255V256H255ZM5 256V255H4ZM49 256V255H48ZM55 256V255H54ZM89 256V255H88ZM111 256V255H110ZM142 256V255H141ZM154 256V255H153ZM189 256V255H188ZM227 256V255H226ZM235 256V255H234ZM233 256V257H234ZM239 256V255H238ZM3 257V256H2ZM16 257V256H15ZM17 257H19V255H17ZM38 257H40V256H38ZM43 257H45V256H43ZM52 257V256H51ZM182 257V256H181ZM192 257V256H191ZM198 257H199V255H198ZM235 257H237V256H235ZM234 257V258H235ZM239 257H241V256H239ZM242 257H243V255H242ZM249 257H250V255H249ZM1 258V257H0ZM14 258V257H13ZM42 258V257H41ZM96 258V257H95ZM110 258V257H109ZM144 258V257H143ZM178 258V257H177ZM199 258H201V256L199 257ZM224 258H225V256H224ZM231 258V257H230ZM233 258V259H234ZM247 258V257H246ZM263 258H264V254H263ZM262 258V260L264 261V259ZM9 259V258H8ZM14 259H16V258H14ZM24 259H26V257L24 258ZM27 259H29L28 257H27ZM46 259V258H45ZM60 259H62V258H60ZM64 259V258H63ZM68 260H69V258H67ZM89 259H90V256H89ZM164 259V258H163ZM185 259V258H184ZM188 259V258H187ZM192 259V258H191ZM203 259V258H202ZM240 259V258H239ZM243 259V258H242ZM259 259V258H258ZM3 260V259H2ZM7 260V259H6ZM5 259H4V261H6ZM13 260V259H12ZM19 260V259H18ZM31 260V259H30ZM30 260H29V262H30ZM66 260V259H65ZM120 260V259H119ZM177 261H178V259H176ZM181 260V259H180ZM213 259H211V261H212ZM230 260V259H229ZM228 260V261H229ZM262 260H261V262H262ZM33 261V260H32ZM51 261H53V260H51ZM57 261V260H56ZM63 261V260H62ZM111 261V260H110ZM192 261V260H191ZM196 261H200V260H196ZM210 261V262H211ZM222 261V260H221ZM224 261H226V260H224ZM239 260H237V262H238ZM8 262V261H7ZM14 263H15V261H13ZM24 262V261H23ZM38 262V261H37ZM70 262V261H69ZM70 262V263H71ZM94 262V261H93ZM107 262V261H106ZM167 262V261H166ZM165 262V263H166ZM174 262H175V260H174ZM195 262V261H194ZM203 262V261H202ZM227 262V261H226ZM236 262V263H237ZM240 262L241 263H243V264H248V262H246V261H241V259H240ZM240 262H239V264H240ZM258 262V261H257ZM256 261H255V263H257ZM10 263H11V261H10ZM20 263H21V260H20ZM19 263V264H20ZM26 263V262H25ZM35 263V262H34ZM39 263V262H38ZM44 263V262H43ZM66 263H68V262H66ZM69 263V264H70ZM98 263V262H97ZM110 263H113V262H110ZM123 263V262H122ZM153 263V262H152ZM172 263V262H171ZM170 263V264H171ZM180 264H186L184 261H182L181 260V262H179ZM192 263H193V261H192ZM199 263V262H198ZM197 263V264H198ZM201 263V262H200ZM204 263V262H203ZM213 262H211V264H212ZM222 264H223V262H221ZM251 263H253V262H251ZM250 263V264H251ZM3 264H5V263H3ZM22 264V263H21ZM33 264V263H32ZM90 264V263H89ZM104 264V263H103ZM114 264V263H113ZM188 264V263H187ZM202 264V263H201ZM235 264V263H234ZM259 264H260V262H259ZM263 264V263H262Z\"/></svg>",
    "mask_w": 264,
    "mask_h": 264
}]
</instances>
